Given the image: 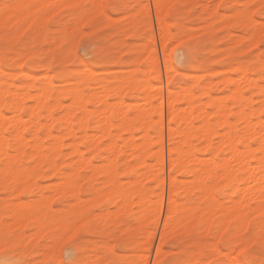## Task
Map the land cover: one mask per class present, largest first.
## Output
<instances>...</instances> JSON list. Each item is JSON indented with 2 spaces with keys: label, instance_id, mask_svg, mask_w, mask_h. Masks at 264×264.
I'll return each mask as SVG.
<instances>
[{
  "label": "rangeland",
  "instance_id": "374dc122",
  "mask_svg": "<svg viewBox=\"0 0 264 264\" xmlns=\"http://www.w3.org/2000/svg\"><path fill=\"white\" fill-rule=\"evenodd\" d=\"M22 1H24V0H13V2H16V3H22ZM54 1H55V3H54ZM56 1L57 0H53V1L52 0H49V1L48 0H41V1L40 0H25L23 3H26V4H36L37 3L36 5H41L43 3V5H41V6L51 5L52 7L51 8L43 7L39 13L36 11V9L35 10L33 9L32 10L33 14H34L33 16L31 14L32 12L30 14L24 15V16L31 15L30 17L32 19L25 20L24 16H17L18 18L16 17L11 22V24H6L4 27L5 32L11 33V35L8 37L7 45L4 43V41L2 39H0V87H2L3 89H7L8 87H10L12 90L9 91V93L10 92L14 93L15 91L13 89H15V88L17 89V91H21L20 93H23L22 92L23 89L24 90L27 89V91L29 90L30 94L33 93V94H31L32 98H33V99L31 98L32 100L29 99L31 96L30 97L27 96L28 99H26V100H24V96L22 97V100H24L23 101L24 102L23 103V109L21 111L22 120H24V119H25V121L27 120V124H29L28 118H26V116L30 117V114H29L30 113V111H29L30 106L29 105L31 103L34 104L33 102L36 100L35 97H33V95L35 92L38 93L37 88L42 87V85L46 83V81H47L46 76H45L46 73L50 76V79L53 83V84L51 83L49 85L51 87V89H49L51 91V93H49V103L54 104L55 100H57V97H58V99H61V100H57V101H62V103H65V102L67 103V104H62L60 102L62 105L58 106V104H56V105H54L55 108L54 107L51 108V110H52L51 112H52V115H54V117H56L57 114L59 115V118L57 116L56 118H54L55 120L53 122H52V120H49V119L42 117V115L45 114L44 113L45 110H42V113H44V114L41 113V121L42 120L51 121L49 123L45 122V121L44 122L46 123V125L49 124V126H50V123L52 125V126H50V128H48V126H46V125L42 126L38 130V133H40V134L42 133L41 136L42 137L44 136L42 139L43 140L42 143H43L44 148L43 147L42 148L46 151L45 154L48 155L47 156L48 159L44 158L45 159L44 161H40L41 163H38L37 162L38 159L36 160V157H34V158L31 157L32 152L34 150V149H32V147H33V145L36 144L35 141H37L38 138L39 139L41 138L40 134H38L39 137L35 138L34 132L33 133L30 132L29 129H32V126L25 127V129H24V135L28 139L27 141L29 143L26 142V139L23 142V143L26 142L27 146L22 144L21 150L22 149L23 150L21 152V158L15 157L13 160H11V161L9 160V162H8L7 159H5V156L4 157L1 156L2 154H4L1 152L2 154L0 155L1 156L0 157V160H1L0 161V233L12 232L14 234L12 242H13V244L18 245V248H16L14 252H9L8 255L12 256L14 259L33 261L34 264H40V263L41 264H49V261H51V260H55L56 264H59L60 258H61L60 257L61 245L66 240L67 234L71 235L72 233L76 232L77 229H81V235L83 236V239L80 240L79 249L76 253L77 258H80V259L87 258V259H90L93 261H99L100 264H142L143 253H145V251H146V245L144 247V244H146V242L144 243V241H142L143 237L146 239L145 235H147V234L145 232L147 230L156 229L157 230V231L155 230L156 236H154L156 238L153 239L154 241H152L154 244L153 243L151 244V247L149 250L150 254L148 253L149 254L148 259H150L148 261H151V264L153 263V261L155 259H157L156 264L157 263L158 264H233V262L237 260V258H235V256H238V258H240L239 262H243V264H248L249 261H255V264H260V261L264 260V232H261L262 235H259L258 229L256 227L258 226V223L260 222V219L262 218L261 213H258L259 215L258 214L256 215V214L252 213V212H256V211H253L251 209L244 210V208L247 209L248 206L241 207V211H245V213H242L241 211H240V213H238L237 212L238 208L236 209L235 207H232V205H231V208H233L234 211H235V209L237 210L236 212H234L236 216L234 215L235 216L234 218L232 216L228 217L229 220H231V221H229L226 218L224 221L223 217L225 214L221 213L222 211L224 213H226L224 210H227L228 212H230V215L233 214V213L231 214V212H233V210L224 208L226 206V204L230 205V199H228V198H230V196L227 195L228 194L227 191L230 192L229 188L226 187L224 185V183L221 185L220 182L223 180L222 178L218 180L219 181L218 183H220V184H217V185H219V187L217 185H215L217 187V188L215 187V189H214L213 185L212 186L206 185L209 187V189L207 187L206 192L208 190H210V187H212V189L215 190L214 195H216V196H214L213 192L211 190L212 194L210 191L208 193L210 195H213V196L212 197L209 196V198H208L209 194L207 193L204 195V193H206L203 191L204 189H201L202 191L200 192V187L198 188V185H196L197 182L193 181L192 174L190 172H189L190 174H186V173H188L187 172L188 170H191L193 168L192 164H190L188 166L187 171L183 170L179 167L181 170L178 168L179 169L178 172H177V169L175 170L176 172L175 171L172 172V175L174 173L178 179L180 178V180H181L180 182L181 183L183 182L184 186L186 185L185 184L186 182L187 183L192 182L189 185V188L190 187L191 188L190 189L187 188L188 191H187V189H185V193H184L183 189H180V187H179L180 191H179V189H177L178 191L177 190L174 191V193H175L174 199L176 201L178 200L177 201L178 205L183 206L185 204L186 205V206L184 205L185 208L188 206L187 204L191 205L192 203H194V205L197 207L194 206V209L192 208L193 210L190 207H189L190 209L188 208V210H187V208L186 209L182 208L176 212V209H179L180 206L175 205V209H174L175 212L174 213H176L175 215L177 217V220H176L177 222L175 220L173 221L175 215H173L171 220L180 226H178L177 224L173 225L172 221H171V224L168 223V225H173V227H175V228L174 229H172V228L170 229L168 227L166 228L168 231L166 230V232H164V234H163L164 238H163V241L161 240V244H160V246H161L160 247V249H161L160 255L161 256L159 255V258L158 257L155 258V254L157 251L156 245H158L160 242V241H158L159 237H160L159 234L162 233V230L160 231V229H162V228H160V227L163 226V224H164L163 222H165V217H166V215H164V214L167 213V209L164 213V209L167 208V204H168L166 196L169 197L168 195H170V190L166 189V188L170 189L168 187L169 182H167V181H169V178L167 179V177L170 176L169 170L167 171V169H168L167 164H169L170 161H169V163L167 162L168 156H169V155H167L168 154L167 152L169 150L166 147L167 146L166 143L168 142V148H170L171 145H174V144L176 145L177 140L179 139L178 137H168V132H167L168 125H166V122L168 121L167 120L168 118L166 116V109L167 108H166V99H165V97L167 95V94H165L167 92L166 86L168 85L169 88L174 93L177 91H179V93L180 92L182 93V96H181L182 98L180 99L179 98L180 94L177 92L179 94L178 99H177V104H176V105H178V107L183 106V104L186 105L185 103H186L187 99L192 100L193 102L195 100H198L197 101L198 103H195L196 106L202 105L201 104L202 101L207 100V102L204 101V104H206V103L207 104L209 103V104L208 105L206 104L205 107L203 105V109L205 110V108H206L207 110L208 109L210 110L209 112H211V111L214 112V111L220 110L219 107L214 108V106H213V101L217 102V99H216L217 97L218 98L221 97L222 99H224L226 97H230L229 99L228 98L226 99L227 101H225V99H224V102L220 98L222 100V103H223V104L222 103L221 104L223 106L224 103H229V106H228V104H227V106L225 105L226 110H227V108H230V107L235 109L236 104L234 105V103H236V100L235 101H233L234 99L230 100L231 98H233V97H231L232 93H233V92H231V90H232V88L235 89V87L233 85H237L238 80H240L243 82V84L239 83V85L241 86V84H242V89H244V91H245L244 95L247 96V98L251 96L253 98V100L255 98L256 100H254L251 104L253 106L256 105L255 108H257V105L259 107L260 106L259 104H261L260 101L262 98L261 92L259 90H257V88L252 87V86L248 87V88L247 87L243 88L246 86V84L244 83V80H241L242 77H240V76H242V73H241L242 70L241 69L244 70V68H245L247 74L248 75L251 74L253 76L252 77L251 75H249V76H251L252 79L255 76V79L258 80L259 84L261 83L262 85H264L263 84L264 83V69H262L263 64L261 63L264 61V59H262V57H264V48L261 47V36L264 35V31H261L260 34L258 32V37L254 35L257 32L252 31V30H255V27L252 28L253 26H257L259 24L262 26V24L264 23L263 22L264 21L263 20L264 15L261 14V12L264 11V2L262 3V1H259V0H256V1H249V0H218V1L217 0H174L173 1L174 4H173V2L171 3L172 0L171 1L167 0L166 5H165V8H166L165 10L167 12V15L165 17L166 18L165 23H168L167 26L171 30L170 31L171 34L168 35V37H170V38L166 43V45L168 46V44H169V46L168 47L166 46L167 47L165 50L166 52L164 51V53H162L161 47H160L161 50H159V46H162V41H161L162 31H161V28L159 26H157V22L155 21L156 17H155L154 5H153L154 3L153 4L151 3V1L153 2V0H149V2H148V0H97L98 2L96 5H94V2H93L94 0H77V1L71 0L72 2H70V0H68L70 3L67 0H60V1L58 0L59 2L62 3V4L60 3V5H59V2L58 1L56 2ZM65 1L68 4L64 3ZM257 1L261 4L258 5L259 3H257ZM145 2L147 3V5L149 3L150 7L147 6ZM246 2H247V4H246ZM95 3H96V1H95ZM100 3L102 5H111L114 7H102L101 9H98V8H100V6H102ZM170 3H171V5H169ZM205 3H206V5H205ZM254 4H256V6ZM57 6H58V8H57ZM95 6H96V8H94ZM146 6L149 8L145 9V8H147ZM53 7H55V8H53ZM56 8H57V10H55ZM252 8H254V9H252ZM150 9H153V10L150 11ZM51 11H52V13H51ZM148 11H149V13H148ZM173 11H176V12H173ZM250 11H251V14L253 16H251V14H249ZM87 12L89 13L88 17H87V15H88ZM44 13H46V14H44ZM79 14L82 16L81 17V21L83 19L82 22L80 21V17L78 16ZM71 15H72V17H71ZM83 15L85 17H83ZM118 16H120V17H118ZM19 17H20V19H19ZM78 17H79V20L77 23H75V20L78 19ZM251 17L254 18L255 21L261 20L263 23L261 21H259L261 23L256 21L253 24H250L252 26H249L248 20H252V19H250ZM74 18H75V20H74ZM228 19H231L233 22L231 24L223 25L222 22L223 23L228 22L227 21ZM32 20H35L36 24L33 25L32 27H29V25L32 24ZM129 20H130V22H131V20H134V21L131 22V24H130ZM231 20H229V21H231ZM244 20H247L246 22H248V24L246 22H245L246 23L245 24ZM17 21H19V23H17ZM207 22H210V24H209L210 26L208 25ZM257 22H258V24H257ZM132 23H134V24H132ZM242 23H244L245 26L248 25L247 28H245V26H243ZM24 24L26 25L25 28H24ZM238 24H240V26ZM132 25H135V26H132ZM227 25H229L230 27ZM226 27H227V29H226ZM228 27L230 28V31H229ZM188 33L190 34L191 37L189 36ZM185 35H188L189 37L185 36ZM242 36H244L245 38H243ZM159 37H160V42H159ZM178 37H180L181 39H182V37L184 39L186 37H188V38L185 40L183 39V42H182V40L179 41L180 39ZM153 38H154V40H153ZM236 38L238 40L237 42L235 40ZM255 38H256V41L254 40ZM176 39H177V41L180 42V44L176 41ZM251 39L254 40L253 45H251L252 44V41L250 42ZM173 42L175 43V45H173L174 44ZM156 43L157 44L160 43V45L156 46ZM249 44H250V46H249ZM149 47H151V48H149ZM156 53H157V55H156ZM26 55H27V57H30L31 59L27 58ZM166 55L170 56L169 57L170 61L168 60V56H166ZM158 56H159V58H157ZM155 58L158 59V62H162L163 59H165L166 61H168L172 64V69H170L166 75L165 74L166 72L163 73L165 70L163 62L159 63V64H162V65H159L160 69H163V70L159 69L160 70L159 73L161 72L160 73V77H161L160 83L157 81L156 78H154L155 77L154 75H156V74L150 72L151 73V75H150V73H149L148 67L151 65L153 59H155ZM140 59H141V61H140ZM233 65H235L234 68H233ZM21 68L23 70V73L21 72L22 70L20 71ZM226 68H229V69L226 70ZM89 70H91V71H89ZM147 70H148V72H147ZM217 70H219V71H217ZM24 71L29 72L31 75L29 74L28 76H26L24 74ZM214 71H216V72H214ZM15 72L17 74H15ZM49 72H51V73H49ZM88 72H90V74L92 72L93 73L91 74V76H89ZM173 72H174V74H173ZM85 73L87 76L85 75ZM147 73H149L148 76H149L151 82H150L149 78H148L149 81H145V78L147 79V77H148ZM191 73H192V75H191ZM195 73L197 74V77L199 78V76H200V78H199V80L196 78V82L194 83L192 81H193V79H195V78H193V76H195ZM240 73H241V75L239 76ZM13 74H15L14 77H13ZM161 74L164 77H162ZM171 74H173V75L171 76ZM229 74L231 75V77ZM33 75H35V76H33ZM84 76H86V77H84ZM165 76L166 77L168 76V79ZM219 77H220V79H219ZM226 77L232 78V80H230L228 78L230 80V81H228ZM239 77H240V79H239ZM82 78H84V79H82ZM237 78H238V80H237ZM31 80H32V83H31ZM121 81L125 82L124 84H126V85H124L122 83L125 87L123 85H121ZM234 81H236L237 84ZM12 82H13V84H12ZM127 82H129L128 86H127ZM141 82H145L144 85L147 84L148 87H150L149 82L154 84L151 86V88L153 86L161 84V88L163 89L161 91L164 92L163 95L162 94H160V95H162V104H163V112L162 113H163V117H164V118L162 117V119H163L162 126L165 127V128L162 127V129L164 128V130H162V132H165V133L162 134V136H163L162 140L164 138V140H163L164 142H162L163 144L161 145V147H159V148H163V145H164V148L161 149V150H163L162 152H164V154L162 153L163 154L162 158H163L164 162H163L162 158H160L159 156L157 157L159 159H157L154 156L157 159V161L155 160L156 162L159 161L160 163H163V164L165 163L164 165L161 164V166L164 169V172H163V169H161V170L159 169V171H157V168H155L156 172L155 171H152V172H153V175H156V176H152V174H151L150 177L148 176L147 179H144V177H141V173L139 176V175H137V173H139V172L134 173V171H136V170L140 171L139 169L142 168L141 169L142 171H140V172H142V175L147 177V174L145 175V173H144L146 171L143 172V170H145V168H149V167H151L150 168V170H151L152 166L155 165L156 162L153 161L155 158L151 155H153V153H154V155L155 154L157 155L159 153V151L156 152V150L155 151L153 150V149H156L157 146H160V143L158 145V143H156L157 140H155V138L157 139V137L159 136V133H158V130H159L158 125L159 124H156V121L153 119H152V121H154V122H152L149 118L148 119L150 121L147 118H145L144 111L142 109H140L141 108L140 106H139L140 108H137V109L142 110L143 112H140V111L137 112V110H135L137 105H136V107H134V104H139V103H140V105L142 104L141 106L143 107V109L146 108L147 110L146 109H144V110H146L147 112H148V109L150 110V108H152L151 109L152 111H149L148 114L150 115V113H152L151 115L154 117V119H157L160 115L157 116L158 114H156L157 113L156 108H154L155 106L153 107V105H156L159 102V96L158 95L152 96V93L156 92L157 89H158V91H160V89L157 88L158 86H156L157 89H155L153 87L155 89L154 91L152 90L153 88L152 89L150 88L151 92L152 91L153 92L151 93L152 97L149 95L150 96L149 99L152 100L151 102H155V104L152 103L153 104L152 105L150 103V100H147L148 99L147 97H149V96H147L148 95V93H147L148 87H146V86L143 87V83H141ZM138 83L140 85L142 84L141 85L142 88L139 86L137 87V88H141L140 91H138L139 89L137 90V88L135 87V86H137ZM73 84H76V85L74 86ZM112 84H113V86H112ZM162 84H163V86H162ZM77 85H79L81 87V89ZM118 85H121V86H118ZM203 85H204L206 90L203 89V87H202ZM73 86L76 88H74ZM115 86L116 87L118 86V87L116 88ZM186 86H187V88L189 86H191V88H190V91L192 89L191 94L196 93V94H194L195 97H191L192 99L189 98L190 93L187 95H183L184 92L180 91L181 88L182 89H183V87L186 88ZM58 87L60 89H61V87L64 89L66 87H69V89L72 91V94H73V97H72L73 100L71 101V99H70L72 94L70 93L71 95H69V93L67 91L68 88H66L65 91L62 90V92H61ZM99 87L100 88L106 87L107 94L102 92V94H100V95L101 96L105 95L106 97H104V98L98 97V100H99V103H98L97 97L95 95H94L95 96L94 97L93 93L97 92L98 90H99L98 92H100V90H102V89H100ZM108 87L109 88L111 87L112 89L108 90ZM145 87H146L145 90H147V91L144 90ZM114 88H116L117 90H115ZM95 89H96V91H94ZM113 89L116 91L115 93H117V94L114 93ZM124 89H125V92L123 91ZM202 89L206 91V94L204 93L205 91H203ZM207 89H208V92H207ZM76 90H77V92H76ZM112 90H113V93L115 94V96L112 93ZM150 90H149V92H150ZM200 90H202L204 94H202V91H200ZM73 91H75L76 93ZM80 91H83L85 96L83 94H80ZM117 91H119V92H117ZM122 91H123V93H122ZM144 92H146V94ZM163 92H161V93H163ZM198 92L202 95V96H200L202 100L201 99L199 100L200 97L198 96V94H199ZM228 92H229V94H227ZM77 93L81 95V98L83 97L86 99L88 97L87 98L88 100L87 99L83 100V98L77 100L78 95H75ZM87 93L88 94L90 93L89 96ZM97 93H94V94H97ZM63 94H64V96H63ZM120 94H124L123 96L121 95L123 98H121ZM86 95H87V97H86ZM175 95H177V94L175 93ZM119 96H120L119 101H121V99H122V101H121L122 103H119V104H121V106L118 107L117 102H119L118 101ZM211 96H212L213 100H212ZM27 97H25V98H27ZM186 97H187V99H186ZM208 97L211 98V100H212V106L210 104L211 101L208 102ZM251 97H250V99H252ZM259 97H261V98L258 99ZM8 98L9 97H7V99ZM54 98H55V100H54ZM142 98H144L143 101H141ZM74 99H76V100H74ZM104 99L107 102L105 104H104ZM145 99L147 100L148 104L149 103L151 104V106H150V104L147 105L146 107L143 106V104H146V102H144ZM184 99H186V100H184ZM37 100H39V99H37ZM68 100H70L71 102L70 101L68 102ZM221 100L220 101L218 100V102L220 103ZM229 100L234 102L233 105L231 103L232 106L230 105ZM75 101L80 102L82 104L83 108H84V106H86V104L88 107H90V108L87 107L88 109H90V111H92V112L89 111L90 113L88 112V114H89L88 123H84V121L82 119L83 114L80 115V112L83 110V108L81 107V104H78L77 102L75 103ZM125 101H127L126 104H128V105L125 104ZM110 102L114 103V104L111 103L112 104L111 107H113V105H114V107L113 108L110 107V108L112 111L113 110L116 111V113L110 112L111 114H109V112H108V114L111 115L110 119H111L112 123L110 126L108 125L109 124L108 123L107 127L108 128L111 127L112 131H116L115 134L118 131V134L120 137L119 136H113V137L114 138L117 137L116 143L119 141L118 146L121 143V145L119 146L120 148H118L117 145L115 146L118 149H120L119 152L116 148H114V145H115L114 141L115 140L112 137V135H110L111 132H110V129H108V128H106V132L108 130L109 131L108 133H110V134H106V136H107V138L108 137L113 138V139L111 138V140H110V138H108L109 141H112L109 146L116 149V152L115 151L113 152V150H110V149H112L111 147H107V148L105 147V146H108L105 144V143H107L108 139L105 138L104 133H106V132L104 131V133H103V129H101V128H103L102 126L104 124L102 125V123H104V122H98V120H99V119L97 120V118H99L98 112L94 113L93 110H91V108L96 109V110L99 108V111H103L106 107H108L110 105ZM115 102L117 103L116 104L117 109H119V108L122 109V108H124V106L126 108L127 106L129 107L131 104L132 105L130 108L125 109L126 111H128V113L125 111L127 114H124L125 113L124 112L123 113L124 116H122L121 112H123L124 109L123 110L119 109V111H118L115 108ZM250 102H251V100H250ZM219 103H217V106H219L218 105ZM65 105H67V107H65ZM69 105L71 107V108H69V110L70 109L74 110L73 107L76 106L75 108H77L78 111L75 109L76 111L75 112L73 111L74 112V114H73L72 110H70L71 113L69 112L70 114L67 115L66 109H68ZM209 105L211 106V108ZM132 107H134L133 110H132ZM183 107H185V106H183ZM183 107H182V109H183ZM215 107H216V105H215ZM199 108H202V107L200 106ZM222 108L225 109L224 107H222ZM79 109H80V111H79ZM180 109L181 108H179V110ZM1 110H3L4 114L6 113L5 116L6 115L11 116V114H14L12 109L8 105H3ZM64 110H66V112ZM134 110L137 112V114L134 113ZM207 110H205V111H207ZM63 112H65L66 117H69L71 115V117H72L71 126H72V128H73V126H75V132L72 133V131H70V133H72L70 135H67L69 133H67L68 131L65 128V126H64V128H63V125H62V128L60 126L62 124L61 121H63V123H64V120H62L61 118L65 119V117H63V115H64ZM112 113H114V116L117 114L118 117L116 115V118H118V119H119V116H121L120 117L121 121H124V124L122 126H121V122L119 125L118 119H116L115 117L114 118L112 117ZM119 113H121V114H119ZM133 113L136 116H138V113L139 114L142 113L141 115H143V114L144 115L139 119V121H137L138 117H136V116L134 119L131 116H128L127 119H129V117H130L134 121H133V123H131L130 119H129V122L126 121L127 124H125L126 123L125 119H126L127 115H129V114L133 115ZM205 113H207V112H205ZM92 115H93V117H92ZM94 115L96 116V122H94L95 121ZM227 115H228V118L231 119V123H233V122L236 123V126H238V127H235V128H237V130L240 131L241 128L244 127V124H243L244 122L241 121L242 119H238L234 115H232L231 113L226 112V117H227ZM260 115H261V117L264 116V110L262 111V113H260ZM260 115L259 116L256 115V116L260 117ZM78 116L82 117L81 119L79 118L83 122L82 128L80 127L81 121L80 122L78 121ZM106 116H107V113H106ZM206 116H208V119H210V125H211V127H213L212 129H214L216 131L218 129V131L222 130L221 132H223L229 126V125L227 126L226 124H229L230 122L226 123L224 121L226 124L222 123V125H221L219 123V126L217 125V127H219V128L216 127L217 122H219L221 119L222 120L220 122H222L223 119L226 118L225 115L224 116L220 115L222 118H219V121H218V118H217V120L216 119L214 120L212 118L213 117L212 113L210 115L208 114ZM256 116H254L255 121L257 118ZM123 117H125L124 120H122ZM216 117H218V115L215 116V118ZM7 118H9V117H6V119H5V122H4L5 126L2 125V128L5 127V129L3 128V130L5 132L7 131L6 134H8L10 131L13 130V129L9 130V128L10 127L13 128L12 124L14 123V120L12 123L13 117H12V119L10 117L11 120L9 119L11 121V122L9 121V123H11V124L7 123V121H8ZM74 118H76V119H74ZM143 118L150 122V124H149V122H145V123H148V125H149V126H147L149 131L147 128L142 126L143 124H145V123H142V122H144ZM101 119H103V116L100 118V120ZM113 119H116V120H113ZM233 119H234V121H233ZM237 119H238V121H237ZM261 119H263V118H261ZM70 120H71V118H70ZM140 120H142L141 123H140ZM158 120L161 121L159 118L157 119V121ZM77 121L80 123L79 125H78ZM117 121H118V123H117ZM200 121H202V120H200ZM204 121L205 122L207 121L206 118ZM44 122H42V123H44ZM114 122H116L117 124ZM113 123L116 124L114 127H113ZM128 123H130V124H128ZM179 123L180 124H176V123L172 124V127L177 126V129H181V130L183 128L185 129V126H182L183 125L182 121H180ZM193 123H194L193 124L194 127H196V126L198 127V125L200 126V123L204 124L203 122L199 123V120H194ZM235 123H234V125H235ZM7 124H9V125L7 126ZM131 124L133 125V127H131V126H130V128L126 127V126H129ZM29 125H31V124H29ZM117 125H118V128L116 127ZM220 125H221V128H220ZM140 126H142V128L144 130L146 129L150 133L149 135L151 136V138L153 140L151 142V138H150V140L148 139L151 142V143L150 142L149 143L152 145L148 146V147L145 146L146 148L144 147L143 149L141 147V144H143L147 140V138L143 142L142 137L145 138L146 134H141V133H144L143 132L144 130L141 129ZM226 126H227V128H226ZM44 127H46L47 130L48 129L51 130V132H53L54 135H52V137H50L48 134V131L46 129H45V131L42 129ZM99 127H101V128L99 129ZM124 128H127V129L124 130ZM131 128L133 130L132 131L133 133H131L132 138H130V136H129V139H130L129 140V139H126L128 137L126 131L130 130ZM120 129H121V132H119ZM33 130H34V127H33ZM33 130H31V131H33ZM101 130H102V133L100 132ZM65 131H67V132H65ZM85 131H87L89 133L91 132L92 134L97 133V135L99 134L98 136H100V138L98 136H96L97 137L96 138L95 134H94L93 139L95 138V141H93L92 143L90 142V144H89L87 142H89V140L91 139L89 136L90 134L87 133L88 136H87V134H86V136H84L83 134H85ZM216 131H214V132H216ZM148 132H147V134H148ZM74 133H76L77 136ZM129 133L130 132H128V134ZM220 133L212 136V141L214 139L213 144L214 143L218 144V141L222 140L221 136H218V135H221ZM80 134L84 137V138H81L82 141H80L81 139L79 140V137H81ZM101 134H103L104 137ZM112 134L115 135L114 133H112ZM118 134H116V135H118ZM55 135L56 136L60 135L59 136L60 139L57 140V142L59 143V141H60V143H61V145H60L61 150L58 149L60 152L58 151L57 155L54 156V158L56 159L55 160L56 164L59 163L58 166L56 165L57 169L60 170L59 173L57 171L56 172L52 171L50 169V166H49L50 158H51V156L53 158V155L51 152L52 150L48 149L49 148L48 145L53 141L52 139ZM61 135L63 138L61 137ZM141 135H142V137H141ZM73 136L74 137L76 136L75 137L76 139L78 138V140L80 142L79 143L77 142L78 143L77 145H79L81 150H84V151H82L84 153L83 161H82L83 153L81 154V151H79L80 148L78 149V153H74V150L76 149V144H74L75 147L74 146L71 147L72 141L75 140V139H73L74 138ZM121 136L123 138H125V140H122ZM150 136H148V137H150ZM86 137H89V139ZM167 137H168V139H167ZM33 138H34V140L35 139L36 140L35 141L32 140ZM56 138L57 137H55V139ZM61 138H62V140H61ZM85 138H86V140L88 139L87 142H85ZM133 138L136 139L135 141H138V142L142 139L140 146L137 145V147H136L134 145L135 149H133L132 146H131V148L128 147L129 146L128 143H130L132 145V142L134 141ZM39 139L37 142L42 141V140L39 141ZM131 140H133V141H131ZM11 141L9 142V145L7 146V148L8 147L10 148ZM127 141H128V143H127ZM135 141L133 142V144L135 143ZM216 141H217V143H216ZM202 142L203 141H195L196 149L198 148V150L199 149L202 150L201 153L200 152L198 153L200 158L204 159V156H205L206 157L205 159H207L208 155L210 156V158H211V156L213 158V153H215V151L211 150V152H210V151H205V149H202L201 147L203 145H205V143L203 144ZM222 142H221V144H222ZM94 143H95L96 147L99 143L100 149H98L99 146H98V148L95 147L93 149V147L95 146ZM126 143H127V146H126ZM146 143L147 142H145L144 144H146ZM199 144H202V146H200ZM219 145H220V142H219ZM219 145H218V147H220L221 149L217 152V155H216L217 160H220V157H222V155L228 156V151H229V148H227L226 144H223L220 146ZM252 145L255 146L254 142H252ZM47 146H48V148H47ZM151 147L153 148L152 150H151ZM216 147H217V145L214 148H216ZM70 148L72 149V151L70 150ZM77 148H78V146H77ZM91 148L94 150L95 153L94 152L92 153L93 150H91ZM43 149H41L42 152H44ZM96 149H98V150L95 151ZM107 149H109V150H107ZM130 149L133 152L137 151V153H138V150L140 149L141 150L140 156L143 154L149 155V153H147V152H149L151 150V153L149 156H141L142 158L145 157V159H147L148 161L145 159L142 160V158H139V161L141 160L144 162L145 161L153 162V163H150L151 166L147 164L149 167L148 166L146 167L145 166L146 163H144V164H141L142 166L140 167V165H139L140 163H138L137 167L135 166V168L133 167L130 169L131 166L129 167V164L130 163L131 164L136 163V160L138 159V157L135 156L137 154L136 153L134 155L136 157V158L134 157V159H135V162H134V159L132 158L133 156L130 157L131 155H133L129 151ZM157 150H160V149H157ZM161 150H160V152H161ZM166 150H168V151H166ZM9 151L11 153L14 152L12 149L8 150V152ZM10 152H9V154H10ZM117 152H118V155H116L117 156L116 158L114 156H112L113 153H117ZM165 152H166V154H165ZM130 153H131V155H130ZM76 154H78V155H76ZM137 156H139V153L137 154ZM227 156H226V158H228ZM113 157L115 158V165H116L117 169L114 166H113L114 168L111 166L112 165L111 163L114 161ZM173 157H175V156H173ZM88 158H91V160L87 162L86 160H89ZM226 158L222 157V159H226ZM84 159H86V160H84ZM109 159H111V161L112 160L113 161L112 162L110 161L111 162L110 163ZM208 160H209V157H208ZM75 161L79 162V164L74 163L75 167H77V165L80 166V167H77V169H73L75 167L71 166L73 164V162H75ZM84 161H86L87 163H85ZM106 161L108 162V165H106L107 167L104 165V163L105 164L107 163ZM5 162H6V164H8L10 166L6 168L7 165L4 164ZM81 162H82V165H80ZM83 162H84V164H83ZM100 162H101V164H100ZM159 162L156 164L158 165ZM90 163H92V164H90ZM109 163H110V165H109ZM68 164H71V165H68ZM152 164H154V165H152ZM102 165L105 166L107 169H105V168L99 169L100 172H99V170H94V168L97 166L103 168ZM113 165H114V162H113ZM109 166H111L113 169H115L112 173L114 175H112L110 173L111 170L108 172ZM164 166H165V168H164ZM190 166H192V168ZM98 167H97V169H98ZM127 167H129V169H126ZM155 167H156V165H155ZM20 168L23 170L26 169L25 172H21L22 176L27 171L28 172L32 171V173L30 172L29 173L30 175L27 177L29 180L26 177H22V179L26 178L27 181L29 183H31V185H30V188H28L27 190L26 189H20V191H13L12 184L15 182V179L12 180L10 176H9V179H7V177H8V175H11L13 178L14 174L12 175V171L14 172V170H15L18 173L19 170H21ZM17 169H19V170H17ZM103 170H104V173L103 172L101 173V171H103ZM105 170H107V173L114 176V179H111L112 181L110 180L111 175H110V177L108 175L109 179L106 178L107 174H106ZM148 170L149 169H147V171ZM150 170L148 172H151ZM183 171H184V173H183ZM96 172L98 173V175H95ZM154 172L156 174H154ZM167 172H169V174ZM69 173L72 174V176L70 175L71 177L68 176ZM93 173H94V175H93ZM163 174H165V177H163V178H166V179H163L161 177V176H164ZM18 175H15L16 178ZM135 175L139 176L140 180L138 178L136 179ZM157 175L159 177H161V179H163L162 181H165L164 182V188H162L163 187L162 184L159 183L161 181V179L159 177L158 178L160 179V181L159 182H158V180L156 181L155 178L157 177ZM20 176H18V179ZM67 176L70 179L72 178L71 182H68V180L70 181V179ZM142 178H143V180H142ZM189 178L192 180L190 181ZM131 179L133 182L131 181ZM153 179H155V180L153 181ZM104 180L106 182L108 181L107 185H106V183L104 184V182H105ZM109 180H110V182H109ZM136 180L137 181L139 180L143 183H141L139 181L137 182ZM57 181L59 183L61 182V184H59ZM184 181H185V183H184ZM24 182H26V180ZM24 182L20 185L23 186ZM210 182H211L210 179L206 180V184H210ZM193 183H196V184H193ZM100 184H102V185H100ZM116 184H117V186H116ZM118 184H119V186H118ZM138 184L140 186H138ZM176 184H178V181L176 182ZM211 184H214L213 181ZM20 185H17V187H19ZM71 185L74 186V189L76 191L71 188L72 187ZM111 185H114L115 190L118 187H119L118 189H120V187H122V189L123 190L125 189V192H126V189H127L129 191V193L131 192L133 194V195H130L128 193L134 200L137 199L136 197H138L141 200V198H143V197L140 198L139 195H141V194H143V195L145 194L147 196L149 195L151 197V200H150V198H147V196L144 197V199H147L148 201L150 200L149 202L153 201L152 204L154 203V199L157 200L158 198H160L157 200L158 202H159V200L162 199L159 202V206H160V203H162L161 204L162 207L160 206L162 209V210H160V214H159L160 217L158 218V216H156V218H155V216H154L153 218H150V220L148 222H147V220H145V218H143V219L141 218V221L143 220V222L139 221L138 217L142 216V214L145 216L144 213H146V212L148 213V211L143 212L140 209L142 212V214H140L141 212H139V208L137 209V207L142 206V205H140V203H142V202L141 201L139 202V199H138L139 203L137 202V204H138L137 205L136 204L137 200L135 202H134V200H132V203L134 202L136 205H134V203L132 204L131 201L129 200V197H128V199H126L127 197H125V196L126 195L129 196L126 193H125L126 195L124 196L125 199H123V200H126L124 203L126 207L123 206L124 204L122 203V198H120V195H119V199H121L120 202L118 201L119 200L118 198L115 201L112 200L113 203L110 201L112 198L116 197L114 195H118L117 193L112 194L114 197L112 195L108 194L109 196L106 199H105L106 196H104V198H103L104 193L107 195L108 190L113 189V186H112V188L110 187V189L108 188ZM178 185L181 186L180 183ZM195 185H196V188L193 187ZM61 186H62V188H61ZM68 186H71L70 188L72 189V191L74 190L76 193L70 191V188H68ZM160 186H162L161 188L164 189L165 192L160 191L161 190V189H159ZM176 187L177 186H175V189H176ZM185 187H188V186H185ZM106 188H108V189H106ZM181 188H182V186H181ZM122 189H120L121 191L120 190H118V191L122 192ZM191 189H193V191ZM60 190H62V191L60 192ZM105 190H107V191H105ZM102 191H105V192H102ZM196 191L200 194H198ZM120 192H118V193H120ZM167 192H169L168 195H167ZM181 192H183L182 194L184 196L181 195ZM187 192H191V193H187ZM77 193H78V195H77ZM109 193H112V191ZM159 193L160 194L162 193V194L157 197V195ZM47 194L49 197L46 196ZM229 195H230V193H229ZM162 196L163 197L165 196V197L163 198ZM202 196H205V197L202 198ZM109 197H111V198H109ZM234 197L236 198L237 196H234ZM49 198H50V201H49ZM128 200L130 201L131 205L129 204ZM156 200H155V203L157 202ZM163 200H165L166 203ZM179 200H180V202H179ZM181 200H182V202H181ZM14 201H15V204L20 203V205H11L12 203H14ZM16 201H18V202H16ZM22 201H24V202H22ZM25 201H26V203H25ZM217 201L218 202L221 201L220 202L221 204L219 203L220 206L215 208L216 212H217V209L219 210L221 208V205H225V206L222 207V209L224 208V210L220 209V211H219L220 213L217 212L218 214L216 213L217 215L216 214L214 215V213H211L212 210H214L213 212H215V209H213L214 205H211L209 203L213 204L214 202L216 203ZM147 202L146 203L143 202V206L145 204H147ZM149 202H148V204H149ZM47 203H50V204H47ZM126 203H128V205H129L128 208H127ZM155 203L153 205H156V207H157L158 204H155ZM181 203H183V204H181ZM148 204L146 207H148ZM24 205H26V206H24ZM153 205H149V206L151 207ZM210 205L212 206V208ZM122 206L124 207V209L127 208L126 210H128V212H125L126 210L124 211L123 208L120 211V208ZM130 206H131V209H130ZM143 206H142V209H144ZM159 206H158V208H159ZM207 206L208 207L210 206V207L205 208ZM118 207H119V210H118ZM150 207H148L146 209L149 210ZM214 207H216V205ZM202 208H203L202 213H205V211H207V209H208L210 211V213L208 211L206 213H209V215L211 214L212 216L211 215L208 216L206 213H205V215H202V213L200 214V210H202ZM135 209H137V210H135ZM159 209L153 208V210H155L154 212H156V210H157L158 213H159ZM103 210H104V212H103ZM136 211L140 214V215H136L137 219L135 217ZM185 211H187L189 214L188 218L185 219V222L183 220L182 223H180L181 222L180 220L185 218V216H183ZM98 212H100L99 213L100 215L98 214ZM150 212H152L150 214L153 216L154 215L153 211L150 210ZM161 212H162V214H161ZM191 212H192V215H191ZM195 212L198 213V215L195 214ZM236 213H238V214H236ZM241 213L245 214L244 216H247V218H249V215L251 216V214H253L251 216L252 218L250 217V219L244 218V220L246 221V219H247L248 222L246 221L247 222L246 227H245L246 229L244 227H242V230H240L241 229L240 224H242L243 226L245 224H243V223L239 224V222H241L240 219H242ZM102 214H104L105 216L104 215L102 216ZM220 214H222L221 216H223L222 221H220L221 220ZM23 215H25L26 219ZM184 215H186V213ZM194 215H196L197 217ZM227 215H228V213H227ZM238 215L240 217H238ZM146 216L148 218L149 215L146 214ZM180 216H183V218L182 217L179 218ZM203 216H206V217H203ZM213 216H214V218L212 220ZM244 216H242V217H244ZM15 217H17V218H15ZM40 217L43 220H41ZM87 217H88V219H87ZM210 217H211L210 220H212L211 224L208 223V222H210V220L207 219ZM18 218L19 219L21 218L23 220H20L21 222H18L19 221V220H17ZM33 218H35L36 220L33 221ZM202 218L204 219L205 222H203L201 220ZM230 218H232V219H230ZM39 219H40V222H38ZM139 219H140V217H139ZM217 220L220 221L217 223L223 222V224H229L228 226L226 225L227 228H226V226H224L226 228L225 229L226 232L225 231H224V233L222 232V230H224L223 229L224 227L222 226V224L217 225L215 222ZM77 221L78 222L80 221V222L78 223ZM138 221L141 222L142 224L140 223L139 225H137L139 223ZM193 221L194 222L197 221L196 224L193 225ZM198 221H199V223H198ZM201 221L203 222V224L201 223ZM228 221H229V223H228ZM23 222H25V223L22 225ZM157 222H159L160 225L157 224ZM214 222H215V226H213ZM242 222H244V221L242 220ZM34 223H36V224L46 223L47 225H44L46 227L41 225V227H44V228H42V230L41 229L38 230V229H36V227H35L36 224H34ZM144 223H146V224H144ZM155 223L157 224L158 229L156 228V226H154V225H156ZM190 223H192V225ZM204 223L210 229L209 231L207 230L208 228L206 229V226H204ZM207 223L210 224L211 226L209 227ZM237 223L239 226H237ZM61 224H64L63 227L61 226ZM75 224H77V226ZM200 224H202L205 229ZM141 225H143V226L141 227ZM82 226H88V227L83 228ZM138 226H139V228H138ZM169 229H170V231H169ZM219 229H222V230L219 231ZM141 230H143V231H141ZM158 230L160 233H158ZM206 231H207V233H206ZM217 231L223 233V234L221 233L222 234L221 237L219 236L221 234L218 235ZM147 233L149 234L150 232H147ZM234 234H236V235H234ZM217 235H218V237H217ZM59 236H61V237H59ZM58 237H59V239H58ZM36 238H37V240H36ZM252 238H254V239L251 240ZM246 239L249 240L251 243L250 244L247 243L248 246L246 245V247H245V244L244 245L242 244L241 247L244 246L243 247L244 249H243L240 247V245H241V243H244V241ZM59 241H60V243H59ZM157 241H158V244H157ZM215 241H216V243H215ZM107 242H109L110 244L112 243V245H110ZM106 244H107V246L109 245V247H105ZM211 246H213V247L215 246L219 250L217 251V248H216V251H217L216 252V251H214L215 248L212 249ZM141 247H143V248L140 249ZM106 248H108V249H106ZM238 248H240L242 251H240ZM245 249L248 253V256L243 254ZM43 250H45V251L43 252ZM50 250L52 253H50ZM46 252H48L47 254L48 255L50 254V256L47 255V257H46V254H45ZM43 253H44V255H43ZM95 255H96V257H95ZM196 255H197V257H195ZM43 257H44V259H46V258H48V259L44 260ZM233 258H235L236 260L235 259H234V261L231 260Z\"/></svg>",
  "mask_w": 264,
  "mask_h": 264
},
{
  "label": "bare ground",
  "instance_id": "6f19581e",
  "mask_svg": "<svg viewBox=\"0 0 264 264\" xmlns=\"http://www.w3.org/2000/svg\"><path fill=\"white\" fill-rule=\"evenodd\" d=\"M25 1V0H24ZM24 1H22V3L24 2ZM41 1V0H40ZM49 1V0H48ZM53 1V0H52ZM58 1V0H57ZM56 1V2H57ZM60 1V0H59ZM58 1V2H59ZM68 1V0H67ZM75 1H77V0H75ZM95 1H96V3H95ZM171 1V0H170ZM174 0H172L171 1V3L173 2ZM218 1V0H217ZM249 1H256V0H249ZM259 1H262V3L264 2V0H259ZM44 2V1H43ZM47 2V1H46ZM69 2V1H68ZM70 2H72L71 0H70ZM69 2V3H70ZM94 2V5H96L97 4V0H94L93 1ZM105 2V1H104ZM148 2H149V0H148ZM166 2H167V0H153V2L151 1V3L154 5V9H155V17H156V22H157V26H159L160 28H161V31H162V33H161V41H162V46H159V50H161V48H162V50H161V52L162 53H164V51L166 50V48L169 46V44H168V46L166 45V43H167V41L169 40V38L170 37H168V35L169 34H171V30L169 29V27L167 26V24L168 23H165V21H166V15H167V12H166V8H165V5H166ZM54 3H55V1H54ZM60 3L61 2H59V5H60ZM64 3H67L66 1L64 2ZM63 3V4H64ZM146 3V2H145ZM171 3L169 4V5H171ZM218 3V2H217ZM257 3H259L258 1H257ZM37 4V3H36ZM39 4V3H38ZM62 4V3H61ZM68 4V3H67ZM93 4V3H92ZM101 4V3H100ZM173 4H174V2H173ZM246 4H247V2H246ZM261 3H259L258 5H260ZM41 5H43V3L41 4ZM40 5V6H41ZM46 5V4H45ZM58 5V4H57ZM102 5V4H101ZM145 5V4H144ZM146 5H147V3H146ZM150 4L148 3V5L147 6H149ZM152 5V6H153ZM205 5H206V3H205ZM255 6H256V4H254ZM93 6V5H92ZM100 6V5H99ZM98 6V7H99ZM142 6V5H141ZM146 6V7H147ZM151 6V7H152ZM158 6H160V7H158ZM150 7V6H149ZM149 7H147V8H145V9H148ZM216 7V6H215ZM53 8H55V7H53ZM52 8V9H53ZM57 8H58V6H57ZM57 8L55 9V10H57ZM61 8V7H60ZM59 8V9H60ZM94 8H96V6L94 7ZM102 8V6H100V8H98V9H101ZM174 8V7H173ZM251 8V7H250ZM255 8V7H254ZM254 8H252V9H254ZM35 10V9H34ZM54 10V9H53ZM52 10V11H53ZM151 10H153V9H150V11ZM52 11H51V13H52ZM99 11V10H98ZM168 11V10H167ZM32 13V16L34 15L33 14V11H31ZM94 12V11H93ZM143 12V11H142ZM145 12V11H144ZM173 12H176V11H173ZM88 13V12H87ZM148 13H149V11H148ZM27 14H30V13H25L24 15H27ZM146 14V13H145ZM249 14H251V11L249 12ZM248 14V15H249ZM87 15V14H86ZM127 15V14H126ZM154 15V14H153ZM31 16V15H30ZM47 16V15H46ZM79 17H80V21H81V15L79 14L78 15ZM89 16V13H88V15H87V17ZM122 16V15H121ZM251 16H253L252 14H251ZM71 17H72V15H71ZM79 17H78V19H76L75 20V18H74V20H75V23H77L78 22V20H79ZM83 17H85L84 15H83ZM111 17V16H110ZM118 17H120V16H118ZM153 17V16H152ZM227 17V16H226ZM18 18V17H17ZM113 18V17H112ZM122 18V17H121ZM19 19H20V17H19ZM32 19V18H31ZM34 19V18H33ZM250 19H252V20H248V22H249V26H252V25H250V24H253L254 22H256V21H261V20H256L255 21V19L254 18H250ZM128 20V19H127ZM126 20V21H127ZM229 20H231V19H228L227 21L228 22H225V23H223L222 22V24L223 25H225V24H231L233 21L231 20V21H229ZM264 20V19H263ZM30 21V20H29ZM28 21V22H29ZM82 21H83V19H82ZM81 21V22H82ZM134 20H131V22H133ZM247 20H244V23L246 22ZM251 21V22H250ZM129 22H130V20H129ZM131 22H130V24H131ZM137 22V21H136ZM230 22V23H229ZM248 22H246L247 24H248ZM258 22H257V24H258ZM262 22V21H261ZM261 22H259V23H261ZM264 22V21H263ZM262 22V23H263ZM135 23V22H134ZM134 23H132V24H134ZM154 23V22H153ZM208 23V25L210 24V22H207ZM244 23H242V25L243 26H245L244 25ZM245 23V24H246ZM137 24V23H136ZM156 24V23H155ZM46 25V24H45ZM72 25V24H71ZM81 25V24H80ZM79 25V26H80ZM166 25V26H165ZM239 26H240V24H238ZM237 25V26H238ZM260 25V24H259ZM259 25H257V26H253L252 28H254L255 27V30H252V31H256L257 33L256 34H254L253 32V34L255 35V36H257L258 37V32H259V34H260V32L261 31H264V23L262 24V26L260 27ZM8 26V25H7ZM25 24H24V28H25ZM132 26H135V25H132ZM210 26V25H209ZM217 26V25H216ZM227 26H229V25H227ZM248 26V25H247ZM247 26H245V28H247ZM219 27V26H218ZM230 27V26H229ZM228 27V28H229ZM258 28V29H257ZM226 29H227V27H226ZM229 31H230V28H229ZM22 32V31H21ZM201 32V31H200ZM82 33V32H81ZM197 33V32H196ZM189 34V33H188ZM242 34V33H241ZM240 34V35H241ZM155 35V34H154ZM244 35V34H243ZM253 35V36H254ZM159 36V35H158ZM179 36V35H178ZM185 36H188V35H185ZM184 36V37H185ZM189 36H190V34H189ZM188 36V37H189ZM246 36V35H245ZM254 36V37H255ZM135 37V36H134ZM181 37V36H180ZM180 37H178L179 39V41H181L182 40V42H183V37H182V39L180 38ZM188 37H186L185 39H187ZM191 37V36H190ZM243 38H245L244 36H242ZM79 38V37H78ZM127 39V38H126ZM184 39V40H185ZM240 39V38H239ZM59 40V39H58ZM153 40H154V38H153ZM152 40V41H153ZM189 40V39H188ZM236 40V42L238 41L237 40V38L235 39ZM255 41H256V38L254 39ZM254 40L253 39H251L250 40V42L252 41V44L251 45H253V42H254ZM176 41H177V39H176ZM179 41H177L179 44H180V42ZM234 41V40H233ZM59 42V41H58ZM159 42H160V37H159ZM176 42V43H177ZM188 42V41H187ZM60 43V42H59ZM158 43V42H157ZM156 43V46H158V45H160V43L159 44H157ZM172 43V42H171ZM174 43V42H173ZM238 44V43H237ZM49 45V44H48ZM173 45H175V43L173 44ZM255 45V44H254ZM152 46V45H151ZM167 46V47H166ZM186 46V45H185ZM249 46H250V44H249ZM161 47V48H160ZM187 47V46H186ZM190 47V46H189ZM248 47V46H247ZM51 48V47H50ZM149 48H151V47H149ZM158 49V48H157ZM148 50V49H147ZM149 51V50H148ZM158 51V50H157ZM160 52V51H159ZM166 52V51H165ZM161 53V54H162ZM258 53V52H257ZM256 53V54H257ZM166 54V53H165ZM164 54V55H165ZM192 54V53H191ZM85 55V54H84ZM144 55V54H143ZM142 55V56H143ZM156 55H157V53H156ZM160 55V54H159ZM166 56H168V55H166ZM165 56V57H166ZM26 57H27V55H26ZM35 57V56H34ZM169 57L170 56H168V60L170 61V59H169ZM27 58H29V59H31L30 57H27ZM142 58V57H141ZM144 58V57H143ZM157 58H159V56L157 57ZM157 58H155V59H153V61H152V63H151V65L148 67L149 68V73L150 72H152V73H154V74H156V75H154L155 77L154 78H156L157 79V81L160 83L161 82V77H160V73H159V71L160 70H163V69H160V67H159V65H162V64H159V63H162L163 62V64H164V72L163 73H165L166 75H167V72L170 70V69H172V64L170 63V62H168V61H166L165 59H163V61L162 62H158V59ZM25 59V58H24ZM50 60V59H49ZM23 61V60H22ZM48 61V60H47ZM140 61H141V59H140ZM160 61V60H159ZM179 61V60H178ZM21 63V62H20ZM23 63V62H22ZM262 64H263V68L262 69H264V61L263 62H261ZM20 65V64H19ZM239 65V64H238ZM234 66L235 65H233V68H234ZM135 67V66H134ZM137 67V66H136ZM133 68V67H132ZM163 68V67H162ZM244 68V67H243ZM90 69V68H89ZM127 69V68H126ZM160 69V70H159ZM227 69H229V68H226V70ZM231 69V68H230ZM22 70V68L20 69V71ZM47 70V69H46ZM109 70V69H108ZM136 70V69H135ZM175 70V69H174ZM216 70V69H215ZM221 70V69H220ZM242 71H241V73H242V76H240L241 75V73L239 74V76L240 77H242L241 78V80H244V83L246 84V86L245 87H243V88H248V87H255V88H257V90H259L260 92H261V94H262V98L261 97H259L258 99H260L261 98V101H260V103L261 104H259L260 106L258 107V105H257V108H255V106H253L251 103L254 101V100H256L255 98H254V100H253V98L252 99H250V97H248L247 98V96H245L244 95V89H242V84H243V82L242 81H240V80H238V78H237V80H238V84H237V82L236 81H234L237 85H233L234 87H235V89L234 88H232V90H231V92H233L232 93V96L231 97H233V98H231L230 100H233V101H235L236 100V103H234L233 101H230V105H231V103H232V105H233V103H234V105L236 104V107H235V109L234 108H227V110H226V108H225V105L227 106V104H228V106H229V103H224V105L222 106V100H223V102H224V99H225V101H227L226 99L228 98H230V97H226V98H224V99H222L221 97V99L220 98H216L217 99V102H214L213 101V106H214V108H217V107H219V109L220 110H217V111H211V112H209L210 110L208 109H206L205 108V110H207V111H205L204 109H203V105H204V107H205V105L207 104H204V101L205 102H207V100H204V101H202V105H199V106H196L195 105V103H198L197 101L198 100H195L194 102L192 101V100H189V99H187V97H186V99H184V100H186V105H184L183 104V106H185V107H183V106H179L178 107V105H176L177 104V99H178V95L180 94V96H179V98L181 99L182 97V93L180 92L179 93V91H177V92H175L177 95H175V93L169 88V86L167 85L166 87H167V92L165 93V94H167L166 95V97H165V99H166V116H167V122H166V125H168V129H167V132H168V137H178L179 139V141L177 140V143H176V145L174 146V145H171L170 146V148H168V142L166 143L167 144V149L169 150H166V151H168L167 153V155H169L168 156V160H167V162L169 163V161H170V165L169 164H167V166H168V169H167V171L169 170V172H170V176L169 177H167V179L169 178V181H167V182H169V184H168V187L170 188V189H168V188H166L167 190H170V195H168V193L169 192H167V195L169 196V197H167L166 196V198H167V202H168V204H167V208H165L164 209V213H165V211H166V209H167V213L166 214H164V215H166V217H165V222H167V227L168 228H172V229H174L175 227H173V225L175 224H177V223H175V222H173L174 220L176 221L177 220V217H176V213H174L175 211H174V209H175V205L177 206L178 204H177V201L174 199L175 198V193H174V191H176L177 189H179V187H180V189H183L184 190V193H185V189H190L189 188V185H190V183H192V182H189V183H185V181L188 179H186L185 181H184V183L186 184L185 186H188V187H185L184 186V184H183V182L181 183L180 181V178L178 179L177 178V176H175V174L173 173V175H172V172L173 171H175L176 169H177V172L179 171V169L181 168V169H183V170H188V166L190 165V164H192V166H193V168H192V166H190L192 169L191 170H188L187 172L188 173H186V174H192V177H193V181L194 182H197V184L196 183H193V184H196V185H198V188L200 187V192L202 191L201 189H204L203 191L204 192H206V189H207V187L208 186H212L213 185V187H214V189H215V185H217V184H220L221 183V185L224 183V185L226 186V187H228L229 188V191L230 192H228L227 191V195L228 196H230V198H228V199H230V205L229 204H226V206L225 205H221V208L220 209H222V207H224V208H226V209H231V210H233V212H231V214L232 215H230V212H228L227 210H224V208L222 209V210H224L226 213H224L223 211L221 212V213H223V214H225L224 215V217L223 216H221L222 214H220V216H221V220L220 221H222V217L224 218L223 220L225 221V218L226 219H228L229 220V218L228 217H230V216H232L233 218L236 216L235 215V213L234 212H236L237 210V208H238V213H240V211H241V207H243V206H248L247 207V209L246 208H244V210H248V209H251V210H253V211H256V212H252V213H254V214H258V213H264V203H262V201H264V197H261V195H260V189H261V187L262 186H264V116L263 117H261V115H260V113H262V111L264 110V85H262L261 83L259 84V82H258V80H256L255 79V76H254V78L252 79L251 78V74H249V75H251V76H249L248 74H247V72H246V70H245V68H244V70L243 69H241ZM89 71H91V70H89ZM133 71V70H132ZM217 71H219V70H217ZM22 73H23V70L21 71ZM87 72V71H86ZM147 72H148V70H147ZM211 72V71H210ZM214 72H216V71H214ZM246 72V73H245ZM19 73V72H18ZM49 73H51V72H49ZM89 73V76H91V74L93 73H91L90 74V72H88ZM149 73H147V76H148V74ZM213 73V72H212ZM15 74H17L16 72H15ZM15 74H13V77L15 76ZM24 74L26 75V76H28L30 73L29 72H25L24 71ZM131 74V73H130ZM173 74H174V72H173ZM173 74H171V76L173 75ZM10 75V74H9ZM31 75V74H30ZM42 75V74H41ZM44 75V74H43ZM85 75H86V73H85ZM150 75H151V73H150ZM162 75V74H161ZM191 75H192V73H191ZM199 75V74H198ZM201 75V74H200ZM204 75V74H203ZM230 75V74H229ZM263 75V74H262ZM33 76H35V75H33ZM46 79H47V81H46V83L45 84H43L42 85V87H38L37 89V92L38 93H36L35 91V93H34V95H33V97H35V99L37 100V99H39V100H33L34 102V104H28L29 106H30V117H27L26 116V118H28V123L29 124H31V125H29V124H27V120L25 121V119L24 120H22V115H21V111H22V109H23V101L24 100H26V99H28V97H30L29 99H31L32 98V95L31 94H33V93H31L30 94V91L28 90L27 91V89H23L22 90V92L23 93H20L21 91H17V89L15 88V89H13L15 92L13 93V92H10L9 93V91H11L12 89L10 88V87H8L7 89H3L2 87H0V155L2 154V153H4V154H2L1 156H5V159H7V161L9 162V160L11 161V160H13L15 157H17V158H21V152H22V150H21V147H22V144H24V145H26V142H28L27 140V138H26V136L24 135V129H25V127H28V126H32V129H29L30 130V132L31 133H33L34 132V135H35V138L36 137H39V135L38 134H40V133H38V130H39V128H41L42 126H45L46 125V123L45 122H51V121H45V120H42L41 121V113H42V110H45V114L44 113H42V114H44V115H42V117H44V118H46V119H49V120H52V122L55 120L54 118H56L57 116H58V118H59V115L57 114L56 115V117H54V115H52V110H51V108L52 107H54L55 108V106L54 105H56V104H58V106L59 105H62V104H67L66 102L65 103H62V101H57V100H61V99H58V97H57V100H55V98H54V100H55V103L53 104V103H49V93H51V91L49 90V89H51V87L49 86L51 83H52V81H51V79H50V76L46 73ZM87 76V75H86ZM86 76H84V77H86ZM196 76V77H195ZM195 76H193V78H195V79H193V81L192 82H196V78L199 80V78H200V76H199V78L197 77V74L195 73ZM238 76V75H237ZM249 76V77H248ZM37 77V76H36ZM162 77H164L163 75H162ZM166 77V76H165ZM230 77H231V75H230ZM234 77V76H233ZM240 77H239V79H240ZM253 77V76H252ZM257 77V76H256ZM35 78V77H34ZM130 78V77H129ZM141 78V77H140ZM148 78H149V76L147 77V79L145 78V81H149L150 80V78H149V80H148ZM167 79H168V76L166 77ZM225 78V77H224ZM227 78V77H226ZM229 78V77H228ZM227 78V80L228 81H230V80H232V78H229L228 79ZM80 79V78H79ZM82 79H84V78H82ZM126 79V78H125ZM219 79H220V77H219ZM234 79V78H233ZM124 80V79H123ZM195 80V81H194ZM197 80V81H198ZM222 80V79H221ZM130 81V80H129ZM163 81V80H162ZM209 81V80H208ZM215 81V80H214ZM223 81V80H222ZM240 81V82H239ZM88 82V81H87ZM150 82H151V80H150ZM149 82V84H150V87H148L147 86V84H145L144 85V83L145 82H141V83H143V87L144 86H146V87H148V95L147 96H151V93L155 90V89H157V88H159L160 89V91H158V89H157V91L156 92H154V93H152V96H159V102L156 104V105H153L152 103H154L155 104V102H151L152 100L151 99H149L150 98V96L149 97H147L148 99L147 100H150V103L153 105V107L154 108H156V114H158L157 116H159L158 118L161 120V121H157V119H154V117L151 115L152 113H150V115L148 114L149 113V111H152L151 109L152 108H150V110L148 109V112L146 111L147 109L146 108H144V109H146V110H144L143 109V107L140 105V103L139 104H134V107H136V105H137V107L135 108V110H137V112L138 111H140V112H143L144 111V116H145V118H149L151 121H152V119L153 120H155L156 121V124H159L158 125V128H159V130H158V133H159V136L157 137V139L155 138V140H157L156 141V143H158V145H159V143H160V146H157L156 147V149H153L152 147H151V150L153 149L154 151L156 150V152L157 151H159V153L156 155H154V153H153V155H151V156H155L156 158L159 156L160 158H162L163 157V154H164V152H162L163 150H161V149H163L164 148V145H163V148H159V147H161V145L163 144L162 142H164L163 140H164V138H163V140H162V134L163 133H165V132H162V130H164V126H162V124H163V119H162V117H163V104H162V95L164 94V92L163 91H161V90H163L162 88H161V84L159 85H156V86H158L157 88H156V86H153L152 88H151V86L152 85H154V84H152V83H150ZM166 82V81H165ZM219 82V81H218ZM221 82V81H220ZM31 83H32V80H31ZM125 83L124 81L122 82L121 81V85H123V84ZM140 83V82H139ZM138 83V84H139ZM193 83V84H194ZM213 83V82H212ZM239 83H242L241 84V86L239 85ZM263 83V82H262ZM12 84H13V82H12ZM19 84V83H18ZM53 84V83H52ZM78 84V83H77ZM117 84V83H116ZM115 84V85H116ZM120 84V83H119ZM128 84H129V82H127V86H128ZM137 84V86H135L136 88L139 86V87H141V85L139 84L138 85ZM148 84V85H149ZM191 84V83H190ZM209 84V83H208ZM234 84V83H233ZM264 84V83H263ZM16 85V84H15ZM74 86L76 85V84H73ZM86 85V84H85ZM101 85V84H100ZM121 85H118V86H121ZM124 85H126V84H124ZM123 85V86H124ZM207 85V84H206ZM211 85V84H210ZM7 86V85H6ZM9 86V85H8ZM17 86V85H16ZM15 86V87H16ZM50 88H49V87ZM72 86V85H71ZM73 86V87H74ZM78 87H80L79 85H77ZM112 86H113V84H112ZM117 86V87H118ZM122 86V87H123ZM160 86V87H159ZM162 86H163V84H162ZM208 86V85H207ZM65 87V86H64ZM77 87V88H78ZM107 87V86H106ZM106 87H102V88H100V89H102V90H100V92H94V93H97V94H94L93 93V96L95 95L96 97H97V101H98V103H99V100H98V97H106L105 95L103 96H101L100 94H102V92H104L105 94H107V90H106ZM116 87V86H115ZM116 87V88H117ZM125 87V86H124ZM146 87L144 88V90L146 89ZM203 87V89H205V87H204V85L202 86ZM10 88V89H9ZM28 88V87H27ZM59 88V87H58ZM66 88H68V93H69V95H71L72 94V91L69 89V87H66ZM66 88L64 89V88H62L61 87V89H60V91L62 92V90L63 91H65L66 90ZM74 88H76V87H74ZM116 88H114L115 90H117ZM127 88V87H126ZM125 88V89H126ZM142 88V87H141ZM141 88H137V90L138 91H140L141 90ZM150 88L153 90L152 92H151V90H150ZM185 87H183V89H184ZM186 88H187V86H186ZM180 89V91H182V92H184L183 93V95H187V94H189L190 93V95H189V98L190 99H192L191 97H195L194 96V94H196V93H192L191 94V92H192V89H191V91H190V88H191V86H189L187 89ZM73 89V88H72ZM79 89V88H78ZM77 89V90H78ZM80 89H81V87H80ZM79 89V90H80ZM109 89H112L111 87L109 88L108 87V90ZM113 89V90H114ZM125 89L123 90L124 92H125ZM166 89V88H165ZM202 89V90H203ZM75 90V89H74ZM77 90H76V92H77ZM113 90H112V93H113ZM114 90V93L116 92ZM120 90V89H119ZM130 90V89H129ZM147 90H145V91H147ZM149 90H150V92H149ZM202 90H200V91H202ZM206 90V89H205ZM205 90H203V91H205ZM70 91V92H69ZM92 91V90H91ZM94 91H96V89L94 90ZM123 91H122V93H123ZM175 91V90H174ZM199 91V92H200ZM203 91H202V94H206V91L203 93ZM250 91V90H249ZM59 92V91H58ZM73 92H75V91H73ZM75 92V93H76ZM79 92V91H78ZM117 92H119V91H117ZM161 92H163V93H161ZM198 92V93H199ZM207 92H208V89H207ZM230 92V93H231ZM71 93V94H70ZM113 93V94H114ZM145 94H146V92H144ZM197 93V94H198ZM253 93V92H252ZM57 94V93H56ZM80 94H83L84 95V93H83V91H80ZM80 94H75V95H78L77 96V100H79V99H82L81 98V95ZM88 94V93H87ZM90 94V93H89ZM89 94H88V96H89ZM109 94V93H108ZM115 94H117V93H115ZM115 94H114V96H115ZM144 94V95H145ZM160 94H162V95H160ZM200 94V93H199ZM198 94V96L200 97V96H202L201 94L199 95ZM227 94H229V92L227 93ZM22 95V96H21ZM80 95V96H79ZM99 95V96H98ZM123 96L124 94H120V96ZM143 95V96H144ZM193 95V96H192ZM24 96V100H22V97ZM28 96V97H27ZM57 96V95H56ZM63 96H64V94H63ZM85 96V95H84ZM94 96V97H95ZM120 96H119V98H118V101H119V99H120ZM121 96V98H123ZM142 96V97H143ZM151 96V97H152ZM218 96V95H217ZM226 96V95H225ZM230 96V95H229ZM7 97H9L8 99H7ZM25 97H27V98H25ZM68 97V96H67ZM73 94H72V96H71V101L73 100ZM75 97V96H74ZM86 97H87V95H86ZM92 97V96H91ZM109 97V96H108ZM210 97V96H209ZM208 97V102H210L211 101V106H212V100H213V98H212V96H211V98H212V100H211V98H209ZM223 97V96H222ZM53 98V97H52ZM88 98V97H87ZM86 98V99H87ZM117 98V97H116ZM141 98V97H140ZM164 98V97H163ZM33 99V98H32ZM31 99V100H32ZM85 98H83V100H84ZM85 99V100H86ZM125 99V98H124ZM123 99V100H124ZM143 99L144 98H142V100L141 101H143ZM201 99V97L199 98V100ZM207 99V98H206ZM257 99V100H258ZM74 100H76V99H74ZM88 100V99H87ZM146 100V99H145ZM144 100V102H146V104H143V106H147V105H149L148 103H147V100L145 101ZM202 100V99H201ZM215 100V99H214ZM218 100L220 101L221 100V102L219 103L218 102ZM250 100H251V102H250ZM70 100H68V102H69ZM70 101V102H71ZM82 101V100H81ZM113 101V100H112ZM121 101H122V99H121ZM121 101H119V102H115V108L117 107L116 106V104L118 105V107L119 106H121V104H119V103H122ZM36 102V103H35ZM54 102V101H53ZM62 104H61V103ZM77 101H75V103H76ZM88 102V101H87ZM86 102V103H87ZM136 102V101H135ZM143 102V103H144ZM200 102V101H199ZM74 103V102H73ZM74 103V104H75ZM78 104H81L80 102H77ZM85 103V104H86ZM90 103V102H89ZM103 103V102H102ZM101 103V104H102ZM105 103H107L106 102V100L104 99V104ZM111 103H113V102H110V105L108 106V107H106L103 111H99V108L96 110V109H93V108H91V110H93V112L94 113H97L98 112V116H99V118H97V120H98V122H104V123H102V127L103 128H101V127H99V129L101 128V129H103V133H104V131L106 132V128H108L107 127V124L110 126L111 125V123H112V121H111V119H110V116L111 115H109V114H111L110 112H115L116 113V111H112L111 110V108H113L114 107V105H113V107H111ZM127 103V101H125V104ZM142 103V102H141ZM217 103H219L218 105L219 106H217ZM222 103V104H221ZM114 104V103H113ZM151 104H150V106H151ZM209 104V103H208ZM207 104V105H208ZM3 105H8L11 109H12V111H13V113L14 114H11V116H5V114L3 113V110H1V108H2V106ZM27 105V104H26ZM25 105V106H26ZM126 105H128V104H126ZM132 105V104H131ZM131 105L128 107H126L125 108V106H124V108H119V109H121V110H123L124 109V111L123 112H121V113H119V114H121L122 116H124L123 115V113L126 111L125 109H127V108H130L131 107ZM215 105H216V107H215ZM231 105V106H232ZM28 106V107H29ZM141 108H140V107ZM202 107V108H199V107ZM210 106V105H209ZM211 106H210V108H211ZM63 107V106H62ZM65 107H67V105H65ZM76 106H74L73 107V109L74 110H72V109H70V110H72V113L74 114V112L77 110V108H75ZM81 107L83 108V106H82V104H81ZM87 106V104H86V106H84V108H83V110L80 112V115H82L83 114V118L82 117H79L78 116V121L80 122L81 121V125H80V127L82 128L83 127V122H82V120H80L81 118L83 119V121H84V123H88V121H89V114H88V112L90 111V109H88V108H90V107H88ZM111 107V108H110ZM134 107H132V110H133V108ZM182 107H183V109H182ZM222 107H224L225 109H223ZM69 108H71L70 107V105H69V107H68V109H66L67 110V112H66V110H64L65 112H66V114L68 115V114H70L71 112H70V110H69ZM80 108V107H79ZM137 108H140V109H142V110H139V109H137ZM148 108V107H147ZM179 108H181L180 110H179ZM222 108V109H221ZM7 109V108H6ZM76 109V110H75ZM117 109V108H116ZM119 109H117L118 111H119ZM134 110V113L135 114H137V112ZM179 110V111H178ZM216 110V109H215ZM26 111V110H25ZM74 111V112H73ZM78 111V110H77ZM79 111H80V109H79ZM84 111V112H83ZM65 112H63L64 113V115H63V117H65V119L64 118H61L62 120H64V123H63V121H61V128H62V125H63V128H64V126H65V128L67 129V131H65V132H67V133H69V134H67V135H70V134H72L73 132H75V126H73V128H72V126H71V121H72V117H71V115L69 116V117H66V115H65ZM70 112V113H69ZM83 112V113H82ZM90 112H92V111H90ZM89 112V113H90ZM108 112H109V114H108ZM127 113H128V111H126ZM124 113V114H127V113ZM205 112H209L208 114L210 115L211 113H212V118L215 120H217V118H218V121H219V118H222L221 116H224L225 115V117H226V112L227 113H231L232 115H234L236 118H238V119H242L241 121H243L242 123L244 124V127H242L241 128V130L239 131V130H237V128H235V127H238V126H236V123L235 122H233V123H231V119H229L228 118V115H227V117L226 118H224L223 119V121L222 122H217L216 123V127H217V125L219 126V123L222 125V123L224 124L225 122L226 123H229V124H226L227 126H228V128H227V126H226V128L228 129H226L225 131H223V132H221L222 130H220V131H218V129H217V131L216 130H214V129H212L213 127H211V125H210V119H208V116H206V115H208L207 113H205ZM62 113V114H63ZM106 113H107V116H106ZM134 113H133V115H131V114H129V115H127V117H126V119H125V122L126 121H128L129 122V119H130V122L131 123H133V121L134 120H132L130 117H129V119H127L128 118V116H131L133 119L135 118V116L136 115H134ZM165 113V112H164ZM142 114V113H141ZM141 114H139L138 113V116H136V117H138L136 120L137 121H139V119L143 116V115H141ZM117 115V114H116ZM116 115L114 116V113H112V117L114 118H116ZM218 115V117H216L215 118V116H217ZM221 115V116H220ZM256 115H260V117L261 118H263V119H261L260 117H257ZM97 116V117H98ZM103 116V119H101L100 120V118ZM140 116V117H139ZM149 116V117H148ZM233 116V117H234ZM254 116H256L257 118H256V121H255V117ZM6 117H9V118H7L8 119V121H7V123H9V121L12 119V117H13V119H12V123H13V120H14V125L12 124V127L13 128H9V130H12V131H10L8 134H6V132L3 130V128L5 129V127H3L2 128V125H4L5 126V119H6ZM10 117H11V119H10ZM62 117V116H61ZM92 117H93V115H92ZM94 117H95V121L94 122H96V116L94 115ZM117 117H118V115H117ZM121 116H119V119L118 118H116V119H118L119 120V125H120V122H121V126L124 124V121H121V118H120ZM153 117V118H152ZM25 118V117H24ZM43 118V119H44ZM70 118H71V120H70ZM77 118V117H76ZM76 118H74V119H76ZM80 118V119H79ZM124 118L125 117H123L122 118V120H124ZM164 118V117H163ZM205 118H206V122L204 121L205 120ZM228 118V119H227ZM10 119V120H9ZM116 119H113V120H116ZM148 119V120H149ZM226 119V120H225ZM235 119V118H234ZM234 119H233V121H234ZM238 119H237V121H238ZM258 119V120H257ZM58 120V119H57ZM91 120V119H90ZM148 120H146V119H144L143 118V121L144 122H142V123H145V122H149ZM194 120H199V123L200 122H203L204 124H202V123H200V126L198 125V127L196 126V127H194L193 126V121ZM200 120H202V121H200ZM213 120V121H214ZM229 120V121H228ZM45 121V122H44ZM60 121V120H59ZM77 121V123H78V125L80 124L79 122ZM141 121L142 120H140V123H141ZM180 121H182V123H183V125L182 126H185V129L183 130H181V129H177V126H173L172 127V124H174V123H176V124H180L179 122ZM212 121V122H213ZM225 121V122H224ZM228 121V122H227ZM236 121V120H235ZM236 121V122H237ZM240 121V120H239ZM11 122V121H10ZM42 122H44V123H42ZM152 122H154V121H152ZM151 122V123H152ZM60 123V122H59ZM58 123V124H59ZM76 123V124H77ZM114 123H116V122H114ZM113 123V127L118 123V121H117V123L116 124H114ZM234 123H235V125H234ZM9 124H11V123H9ZM9 124H7V126L9 125ZM95 124V123H94ZM125 124H127V122L125 123ZM128 124H130V123H128ZM149 124H150V122H149ZM165 124V123H164ZM233 124V125H232ZM87 125V124H86ZM221 125H220V128H221ZM46 126H48V128H50V126H52L51 125V123H50V126H49V124H47ZM125 126V125H124ZM130 126L131 127H133V125L131 124V125H129V126H126V127H129L130 128ZM142 126H144L145 128H147L148 129V127L147 126H149L148 125V123H145V124H143ZM142 126H140L141 127V129H143L142 128ZM243 126V125H242ZM33 127H34V130H33ZM79 127V126H78ZM87 127V126H86ZM105 127V128H104ZM117 128H118V125L116 126ZM162 127H164L163 129H162ZM72 128V129H71ZM155 128V127H154ZM217 128H219V127H217ZM223 128V127H222ZM44 131H45V129L47 130V128L46 127H44V128H42ZM41 129V130H42ZM65 129V130H66ZM98 129V130H99ZM105 129V130H104ZM108 129H110V132H111V134L110 133H108L109 131L107 130V132L106 133H104L105 134V138H107V136H106V134H110V135H112V137L113 136H119V134H118V131H117V133L116 134H118V135H116L115 134V132L116 131H112L111 130V127H109ZM127 128H124V130H126ZM225 129V128H224ZM223 129V130H224ZM31 130H33V131H31ZM86 130V129H85ZM123 130V129H122ZM144 130V129H143ZM156 130V129H155ZM216 131V132H214V131ZM48 131V134H49V136L50 137H52V135H54L53 134V132H51V130H47ZM70 131H72V133H70ZM82 131V130H81ZM133 130H132V128L130 129V130H127L126 132H127V135H128V137L126 138V139H129V136H130V138H132V134L131 133H133L132 132ZM148 131H149V129H148ZM146 129L143 131L144 133H141V134H146L145 135V138H143L142 137V135H141V137H142V139H143V142L146 140V138H147V140L149 139L150 140V138H151V136L149 135L150 133L148 132ZM227 131V132H226ZM101 133H102V130L100 131ZM119 132H121V129L119 130ZM128 132H130L129 134H128ZM147 132H148V134H147ZM166 132V133H167ZM221 134V135H218V136H221V141L219 140L218 141V144H213V141H214V139H213V141H212V136H214V135H216V134H219V133ZM226 132V133H225ZM62 133V132H61ZM90 134L89 136H90V140H89V142H87L88 141V139H89V137H86V138H88L87 140H86V138H85V142H87V143H89L90 144V142L92 143L93 141H95V138L93 139V136H94V134H95V137L96 136H98L97 135V133H89V132H87V131H85V134H83L84 136H86V134ZM112 133H114L115 135H113ZM224 133V134H223ZM42 134V133H41ZM41 134H40V139H39V141L40 140H42L43 139V137L41 136ZM47 134V133H46ZM75 135H76V133H74ZM88 134H87V136H88ZM92 134V135H91ZM33 135V136H34ZM101 135H103V134H101ZM150 136V137H148V136ZM32 136V137H33ZM47 136V135H46ZM60 136V135H59ZM59 136H54L53 137V141L48 145L49 146V148H48V146H47V148L48 149H50V150H52L51 152H52V155H53V158H52V156H51V158H50V163H49V166H50V169L52 170V171H54V172H60V170H58L57 169V167H56V165L58 166L59 165V163L58 164H56V159L54 158V156H56L57 155V152L59 151V150H61V143H60V141H59V143L57 142V140H59L60 139V137ZM77 136V135H76ZM75 136V137H76ZM80 136L81 137H79V140L81 139V138H84L81 134H80ZM166 136V135H165ZM55 137H57L56 139H55ZM61 137H62V135H61ZM74 137V136H73ZM72 137V138H73ZM73 138V139H75L74 141H72V146L71 147H73L74 146V144H76V149L74 150V153H78V149L80 148L79 147V145H77L80 141H82V139L79 141L78 140V138L76 139V138ZM99 138H100V136H98ZM103 137H104V135H103ZM111 137V138H112ZM120 137V136H119ZM122 137V136H121ZM126 137V136H125ZM168 137H167V139H168ZM63 138V137H62ZM62 138H61V140H62ZM97 138V137H96ZM102 138V137H101ZM108 138H110V137H108ZM107 138V139H108ZM111 138H110V140H111ZM114 138V137H113ZM112 138V139H113ZM116 138L117 137H115L114 138V143H115V145H114V148H116L117 150H118V152L120 151V149H118V148H120L119 146L121 145V143L119 144V146H118V143H119V141L116 143ZM25 139H26V142L25 143H23L24 141H25ZM38 139H37V141H38ZM122 140H125V138H121ZM120 139V140H121ZM142 139L138 142V141H135L136 139H134L133 138V140L135 141V143L133 144V140H131V141H133L132 142V145L130 144V143H128V141H127V143H128V147H130L131 148V146L133 147V149H135V146L137 147V145L138 146H140V144H141V141H142ZM218 139V138H217ZM216 139V140H217ZM12 140V141H11ZM32 140H34V138L32 139ZM36 140V139H35ZM34 140V141H35ZM77 140V141H76ZM84 140V139H83ZM130 140V139H129ZM145 141V142H147L146 144H144L143 142V144H141V147H142V149L145 147V146H151L152 144H150L153 140H152V138H151V142L148 140V141ZM11 141V144H10V148L8 147L7 148V146L9 145V142ZM37 141H35L36 142V144L35 145H33V147H32V149H34L33 150V152H32V155H31V157L32 158H34V157H36V160L38 159V163H41L40 161H44L45 159H48V155L47 154H45V150L43 149L44 147H43V140L42 141H40V142H37ZM167 141V140H166ZM176 141V140H175ZM195 141H203L202 143L204 144L205 143V145H203L202 146V144H199L200 146H202L201 148L202 149H205V151H210L211 152V150H214L215 151V153H213V158H212V156H211V158H210V156L208 155V157H209V160H208V157H207V159H205L206 157L204 156V159L202 158H200V156L198 155V153L200 152H202V150H198V148L196 149V145H195ZM223 141V142H222ZM34 142V143H35ZM78 142V143H77ZM99 142V141H98ZM111 142L112 141H109V139H108V141H107V143H105L106 145H108V146H105L106 148L107 147H111V146H109L110 144H111ZM122 142V141H121ZM138 142V143H137ZM150 142V143H149ZM219 142H220V145H223V144H226L227 145V148H229V151H228V156L227 155H222V157H225L226 158V156L228 157V158H226V159H222V157H220V160H217V152L221 149L220 147H218V145H219ZM221 142H222V144H221ZM252 142H254V144H255V146L254 145H252ZM29 143V142H28ZM70 143V142H69ZM96 143V142H95ZM95 143H94V145H95ZM127 143H126V146H127ZM137 143V144H136ZM216 143H217V141H216ZM165 144V145H166ZM93 145V146H94ZM117 145V147H115ZM135 145V146H134ZM217 145V147L216 148H214L215 146ZM219 145V146H220ZM27 146V145H26ZM77 146H78V148H77ZM98 146H99V148H98ZM104 146V145H103ZM43 147V148H42ZM75 147V146H74ZM84 147V146H83ZM90 147V146H89ZM96 147V145L93 147V149ZM24 148V147H23ZM87 148V147H86ZM96 148H98V149H100V145H99V143H98V145H97V147ZM105 148V149H106ZM112 148V147H111ZM114 148H112V149H110V150H113V152L115 151L116 152V149H114ZM146 148V147H145ZM10 149H12L14 152H10V154H9V152H8V150H10ZM41 149H43V151L44 152H42L41 151ZM59 149V150H58ZM88 149V148H87ZM92 148H91V150H93ZM98 149H96L95 151H97ZM109 149H107V150H109ZM141 149V148H140ZM138 150V153H139V156H137V151L134 153L133 151H131V149L129 150L133 155H131V153H130V157H132L133 159H134V157L136 156V157H138V161L136 160V163H133V164H129V167H130V169L131 168H135V166L137 167L138 166V163H140L139 165H140V167L142 166L141 164H144V163H146V167L148 166V165H150L151 166V164L150 163H153V162H147L148 160L147 159H145V157H141V156H149L150 155V153H151V150L149 151V152H147V153H149V155L147 154V155H144L143 153V155H141L140 156V151L142 150ZM150 149V148H149ZM157 149H160L161 150V152H160V150H157ZM70 150L72 151V149L70 148ZM148 150V149H147ZM70 151V152H71ZM76 151V152H75ZM79 151H81V154L83 153L82 151H84V150H81V148H80V150ZM128 151V152H129ZM2 152V153H1ZM55 152V153H54ZM60 152V151H59ZM94 152V150L92 151V153ZM118 152L117 153H113V155L112 156H114L115 158L117 157L116 155H118ZM153 152V151H152ZM95 153V152H94ZM112 153V152H111ZM137 153V154H136ZM163 153V154H162ZM211 153V154H212ZM67 154V153H66ZM70 154V153H69ZM136 154V155H135ZM146 154V153H145ZM165 154H166V152H165ZM74 155V154H73ZM76 155H78V154H76ZM135 155V156H134ZM0 156V157H1ZM173 156H175V157H173ZM65 157V156H64ZM83 157H84V153H83V155H82V161H83ZM86 157V156H85ZM113 157V159H114V165H113V162L111 161V159H109V162L112 164L111 166L113 167H115L116 168V165H115V158ZM135 157V158H136ZM154 157V158H155ZM203 157V156H202ZM16 158V159H17ZM28 158V157H27ZM45 158V159H44ZM129 158V157H128ZM139 158H142V160L143 159H145V160H147V161H139ZM154 159L153 161H157V159H159V158H157V159ZM166 158V157H165ZM89 160H86V159H84V160H86L87 162L88 161H90L91 160V158H88ZM152 159V158H151ZM167 159V158H166ZM20 160V159H19ZM72 160V159H71ZM162 160H163V158H162ZM1 161V160H0ZM73 161V160H72ZM71 161V162H72ZM86 161H84L85 163H87ZM108 161V160H107ZM106 161V162H107ZM155 161V162H156ZM3 162V161H2ZM84 162H83V164H84ZM134 162H135V159H134ZM154 162V163H155ZM159 162V161H158ZM158 162H156V163H158ZM163 162H164V160H163ZM12 163V162H11ZM74 163H78L79 164V162H73V164L71 165V164H68V165H71V166H74L75 167V165H74ZM110 163H109V165H110ZM155 163V165H156V167H155V165L154 164H152V165H154V166H152V169L150 170V168L151 167H149V168H145V170H143V172L144 171H146V172H144L145 173V175L147 174V177L146 176H144V175H142V172H140V171H142L141 169H139L140 171H134V173H137V172H139V173H137V175H139L140 176V173H141V177H144V179H147L148 178V176L150 177V175L152 174V176H156V175H153V172L152 171H155L156 169L155 168H157V171H159V169L161 170V169H163V167L161 166V164L162 165H164L163 163H160L159 162V164L157 165ZM5 165H7L6 166V168L7 167H9L10 165H8V164H6V162L4 163ZM10 164V163H9ZM90 164H92V163H90ZM100 164H101V162H100ZM148 164V165H147ZM25 165V164H24ZM80 165H82V162L80 163ZM104 165L106 166V165H108V162L105 164L104 163ZM133 165V166H132ZM101 166V165H100ZM103 166V165H102ZM105 166H103V168H101V167H98V169H97V167H95L94 168V170H99V169H107ZM111 166H109L108 167V172L110 171V173L112 174L113 173V171L115 170V169H113ZM128 166V165H127ZM158 166V167H157ZM161 166V167H160ZM166 166V167H167ZM170 166V167H169ZM77 167H80L79 165H77ZM77 167H75V168H73V169H77ZM129 167H127L126 169H129ZM180 167V168H179ZM29 168V167H28ZM164 168H165V166H164ZM179 168V169H178ZM21 169V168H20ZM30 169V168H29ZM28 169V170H29ZM117 169V168H116ZM144 169V168H143ZM147 169H149L151 172H148L147 171ZM180 169V170H181ZM8 170V169H7ZM17 170H19V169H17ZM93 170V171H94ZM9 171V170H8ZM26 171V169L25 170H23V169H21V170H19V172L17 173V171H15L14 170V172L12 171V175H13V178H12V176L11 175H8V177H7V179H9V176L11 177V179L13 180V179H15V182L12 184V188H13V191H20V189H28V188H30V185H31V183H29L28 181H27V177L30 175L29 173L31 172L32 173V171H30V172H26L23 176L21 175V172H25ZM71 171V170H70ZM129 171V170H128ZM10 172V171H9ZM99 172H100V170H99ZM104 173V170L103 171H101V173ZM105 172H106V178H108L109 179V177H110V175L111 174H109V173H107V170H105ZM148 172V173H147ZM156 172V171H155ZM154 172V174H156ZM163 172H164V169H163ZM169 172H167L168 174H169ZM176 172V171H175ZM190 172V173H189ZM16 173V174H15ZM66 173V172H65ZM72 173V172H71ZM150 173V174H149ZM183 173H184V171H183ZM19 174V175H18ZM62 174V173H61ZM68 174V173H67ZM66 174V175H67ZM100 174V173H99ZM149 174V175H148ZM161 174V173H160ZM15 175H18V176H20L19 177V179H18V176H17V178H16V176ZM26 175V176H25ZM32 175V174H31ZM72 176V174H70L69 173V175L68 176ZM93 175H94V173H93ZM95 175H98V173L96 172L95 173ZM108 175H109V177H108ZM112 175H114V174H112ZM111 175V177H110V180L111 179H114V176H112ZM164 176H161L162 178L163 177H165V174H163ZM15 176V177H14ZM60 176V175H59ZM67 176V177H68ZM70 176V177H71ZM139 176H136L135 175V177H136V179L138 178L139 179ZM5 177V176H4ZM22 177H26V178H24L25 180H26V182H24L25 180L24 179H22ZM146 177V178H145ZM159 176L157 175V177L155 178L156 179V181L158 180V182L160 181V179H161V177H159ZM58 178V177H57ZM69 178V177H68ZM67 178V179H68ZM75 178V177H74ZM73 178V179H74ZM177 178V179H176ZM223 179L220 183H218L219 181V179ZM5 179V178H4ZM36 179V178H35ZM64 179V178H63ZM70 179V178H69ZM107 179V180H108ZM155 179H153V181L155 180ZM163 179H166V178H163ZM163 179H161V181L159 182V183H161L162 184V186H160L159 187V189H161L160 191H164V189H162V188H164V182L165 181H162ZM207 179H210L211 180V182H210V184H206V180ZM24 182V185L22 186V185H20V184H22L23 182ZM29 180V179H28ZM59 180V179H58ZM75 180V179H74ZM73 180V181H74ZM110 180H109V182H110ZM130 180V179H129ZM140 180V179H139ZM138 180V181H139ZM142 180H143V178H142ZM178 181V184L180 183V185L182 186V188H181V186H179L178 184H176V182ZM189 180L191 181L192 179H190L189 178ZM22 183H21V182ZM32 181V180H31ZM72 181V178L70 179V181L68 180V182H71ZM101 181V180H100ZM105 181V180H104ZM103 181V182H104ZM112 181V180H111ZM131 181H132V179H131ZM135 181V180H134ZM137 181V180H136ZM137 181V182H138ZM188 181V180H187ZM212 181H213V183L214 184H211L212 183ZM224 181V182H223ZM18 182V183H17ZM20 182V183H19ZM58 182V181H57ZM67 182V183H68ZM97 182V181H96ZM108 182V181H107ZM106 181L104 182V184L106 183V185L108 184ZM133 182V181H132ZM131 182V183H132ZM139 182H141V181H139ZM163 182V183H162ZM16 183V184H15ZM47 183V182H46ZM53 183V182H52ZM59 183V182H58ZM66 183V184H67ZM141 183H143V182H141ZM158 183V184H159ZM45 184V183H44ZM54 184V183H53ZM59 184H61V182L59 183ZM58 184V185H59ZM70 184V183H69ZM157 184V185H158ZM166 184V183H165ZM183 184V185H182ZM14 185V186H13ZM17 185H20L19 187H17ZM57 185V186H58ZM100 185H102V184H100ZM115 185V184H114ZM114 185H111V186H109L108 188L110 189V187L112 188V186H113V189L111 190H108V193H107V195L104 193V195H103V198H104V196H106L105 197V199L109 196V195H112L113 193H117L118 195H114V196H116L115 198H112L110 201L112 202V200L113 201H115V200H117V198L119 199V195H120V198H122V203L124 204L125 203V201L126 200H123V199H125V197H127L126 199H128V197H129V200L131 201V203H132V200H134L130 195H133L131 192L129 193V191L126 189V192H125V189L123 190L122 189V187H120V189H122V192H120L121 190L120 189H118V188H116V190L114 189ZM196 185L195 186H193V187H195L196 188ZM206 185H208V186H206ZM72 186V187H71ZM71 186H68V188H72V189H74V186L73 185H71ZM116 186H117V184H116ZM118 186H119V184H118ZM138 186H140L139 184H138ZM175 186H177L176 187V189H175ZM218 187H219V185H217ZM33 187V186H32ZM59 187V186H58ZM162 187V188H161ZM36 188V187H35ZM60 188V187H59ZM61 188H62V186H61ZM70 188V191H72V189ZM108 188H106V189H108ZM139 188V187H138ZM217 188V187H216ZM175 189V190H174ZM180 189H179V191H180ZM188 189H187V191H188ZM194 189V188H193ZM193 189H191L192 191H193ZM208 189H209V187H208ZM34 190V189H33ZM68 190V189H67ZM75 190V189H74ZM72 191V192H75V191ZM118 190H120V191H118ZM211 190H212V192H213V195H214V191L215 190H213L212 189V187H210V190H208L206 193H204V195L205 194H207L209 191L211 192ZM24 191V190H23ZM62 190H60V192H61ZM105 191H107V190H105ZM105 191H102V192H105ZM112 191V193H109V192H111ZM115 191V192H114ZM117 191V192H116ZM124 191V192H123ZM128 191V192H127ZM178 191V190H177ZM57 192V191H56ZM59 192V193H60ZM71 192V193H72ZM118 192H120V193H118ZM165 192V191H164ZM197 192V191H196ZM212 192H211V194H212ZM58 193V192H57ZM63 193V192H62ZM76 193V192H75ZM128 194L129 196H127L126 194ZM183 192H181V195L182 196H184L183 194H182ZM187 193H191V192H187ZM186 193V194H187ZM198 193V192H197ZM203 193V192H202ZM229 193H230V195H229ZM109 194V195H108ZM162 194V193H161ZM160 193L157 195V197L159 196V195H161ZM164 194V193H163ZM198 194H200V193H198ZM209 194V193H208ZM58 195V194H57ZM56 195V196H57ZM77 195H78V193H77ZM76 195V196H77ZM126 195V196H125ZM142 195V196H141ZM141 195H139L140 196V198L141 197H143V198H141V200L138 198V197H136L137 199V201L136 200H134V202L136 201V204H137V202H138V199H139V202L141 201L142 203H140V205H142L143 206V202H147L148 200L147 199H144V197H146L147 195H143V194H141ZM180 195V196H181ZM213 195H208V198H209V196H213ZM34 196V195H33ZM46 196H48V194L46 195ZM60 196V195H59ZM113 196V195H112ZM111 196V197H112ZM113 196V197H114ZM125 196V197H124ZM137 196V195H136ZM177 196V195H176ZM179 196V197H180ZM207 196V195H206ZM214 196H216V195H214ZM234 196H237L236 198L234 197ZM24 197V196H23ZM49 197V196H48ZM51 197V196H50ZM111 197H109V198H111ZM163 197V196H162ZM165 197V196H164ZM163 197V198H164ZM178 197V196H177ZM205 196H202V198H204ZM84 198V197H83ZM95 198V197H94ZM108 198V199H109ZM131 198V199H130ZM147 198H150V200H151V197L148 195L147 196ZM158 199H160V198H158ZM157 199V200H158ZM184 199V198H183ZM182 199V200H183ZM219 199V198H218ZM23 200V199H22ZM103 200V199H102ZM120 200L121 199H119L118 201L120 202ZM128 200V202H129V204L131 205V203H130V201ZM146 200V201H145ZM149 200V201H150ZM155 200L156 199H154V203H155ZM156 200V201H157ZM162 200V199H161ZM161 200H159V202L161 201ZM166 200V199H165ZM165 200H163V201H165ZM182 200H181V202H182ZM198 200V199H197ZM217 200V199H216ZM49 201H50V198H49ZM48 201V202H49ZM124 201V202H123ZM148 201V202H149ZM16 202H18V201H16ZM22 202H24V201H22ZM133 202V203H134ZM138 202V203H139ZM148 202H147V204H148ZM152 202L153 201H151V202H149V204H148V207H150L149 205H153L152 204ZM158 202V201H157ZM155 203V204H158L157 205V207H156V205H153V206H151L150 207V209L149 210H147L146 208H148V207H146L147 206V204H145L144 206H143V208L144 209H142V206H138L137 207V209L139 208V212H141V210L143 211V212H146V211H148V213L146 212V213H144L145 214V216L142 214V212L140 213V214H142V216H139L140 217V219H139V217H138V220L139 221H141V218L143 219V218H145V220H147V222L150 220V218H153L154 216H155V218H156V216H158V218L160 217L159 216V214H160V210H162L161 209V204L162 203H160V206H159V202L158 203ZM179 202H180V200H179ZM221 202V201H220ZM220 202H214L213 204L212 203H209V204H211V205H216V207H214L213 206V209H215V208H217V207H219L220 206ZM25 203H26V201H25ZM113 203V202H112ZM116 203V202H115ZM132 203V204H133ZM165 203H166V201H165ZM220 203V204H219ZM24 204V203H23ZM22 204V205H23ZM30 204V203H29ZM47 204H50V203H47ZM127 204V208H128V203H126ZM135 203H134V205H136ZM180 204V203H179ZM181 204H183V203H181ZM187 204V203H186ZM196 204V203H195ZM11 205H20V203L19 204H15V201H14V203H12ZM116 205V204H115ZM120 205V204H119ZM138 205V204H137ZM165 205V204H164ZM185 205V204H184ZM182 206V205H178V206H180L179 207V209H176V212L178 211V210H180V209H182V208H184V209H186L187 208V210H188V208L190 207L191 209L193 208L194 209V203H192L191 205L190 204H187L188 206L185 208V206ZM190 205V206H189ZM210 205V206H211ZM229 205V206H228ZM231 205H232V207H235L236 209H235V211H234V209L233 208H231ZM252 205V206H251ZM24 206H26V205H24ZM50 206V205H49ZM124 207H126L125 206V204L123 205ZM121 207L120 208V211L122 210V208L124 209V207ZM155 206V207H154ZM158 206H159V208H158ZM182 206V207H181ZM209 206V207H210ZM141 207V208H140ZM195 207H197V206H195ZM200 207V206H199ZM208 206L207 207H205V208H209ZM229 207V208H228ZM17 208V207H16ZM25 208V207H24ZM127 208H125L124 209V211L127 209ZM153 208H156V209H159V213H158V211L156 210V212H154L155 210H153ZM189 208V209H190ZM211 208H212V206H211ZM15 209V208H14ZM130 209H131V206H130ZM129 209V210H130ZM137 209H135V210H137ZM141 209V210H140ZM192 209V210H193ZM220 209L218 210L217 209V212H219L220 211ZM13 210V209H12ZM11 210V211H12ZM25 210V209H24ZM106 210V209H105ZM117 210V209H116ZM118 210H119V207H118ZM133 210V209H132ZM150 210H152L153 211V213H154V215L152 216L150 213H152V212H150ZM191 210V211H192ZM196 210V209H195ZM211 210V209H210ZM17 211V210H16ZM107 211V210H106ZM123 211V212H124ZM207 211L210 213V211L207 209ZM207 211H205V213L207 212ZM214 210H212V212L211 213H214V215L217 213L216 212V209H215V212H213ZM230 211V210H229ZM258 211V212H257ZM10 212V211H9ZM24 212V211H23ZM102 212V211H101ZM103 212H104V210H103ZM102 212V213H103ZM125 212H128V210H126ZM135 212V211H134ZM180 212V211H179ZM203 212V208H202V210H200V214ZM242 213H245V211H241ZM250 212V211H249ZM29 213V212H28ZM100 212H98V214H99ZM133 213V212H132ZM138 212L136 211V214H135V217H136V215H140L139 213L137 214ZM184 213V212H183ZM186 213V215H184ZM185 213L183 214V216H185V218L184 219H182V220H180L181 222L180 223H182V221L184 220V222H185V219L186 218H188V212L187 211H185ZM194 213V212H193ZM205 213H202V215H205ZM209 213H206L208 216H210L209 215ZM220 213V212H219ZM227 213H228V215H227ZM238 213H236V214H238ZM241 213V214H242ZM23 214V213H22ZM110 214V213H109ZM117 214V213H116ZM146 214L147 215H149L148 216V218H147V216H146ZM156 214V215H155ZM161 214H162V212H161ZM195 214H197L198 215V213H196L195 212ZM199 214V215H200ZM218 214V213H217ZM216 214V215H217ZM100 215V214H99ZM104 214H102V216H103ZM173 215H175V217H174V219H173V221L171 220V218L173 217ZM191 215H192V212H191ZM190 215V216H191ZM206 215V216H207ZM235 215V216H234ZM240 215V214H239ZM238 215V217H240ZM245 214H242L241 215V218L242 219H240L241 220V222H239V224L240 223H243V224H245L244 226L242 225V224H240L241 225V229L240 230H242V227H246V223L248 222L247 221V219H250V217L253 215V214H251V216L249 215V218H247V216H244ZM259 215V214H258ZM24 217H25V215H23ZM105 216V215H104ZM107 216V215H106ZM134 216V215H133ZM152 216V217H151ZM183 216H180L179 218H183ZM194 216H196V215H194ZM201 216V215H200ZM206 216H203V217H206ZM207 216V217H208ZM212 216V215H211ZM242 216H244V217H242ZM20 217V216H19ZM33 217V216H32ZM164 217V216H163ZM192 217V216H191ZM190 217V218H191ZM197 217V216H196ZM255 217V216H254ZM15 218H17V217H15ZM37 218V217H36ZM189 218V219H190ZM213 218H214V216L212 217V220H213ZM244 218H247L246 219V221L244 220ZM252 218V217H251ZM25 219H26V217H25ZM28 219V218H27ZM40 219H41V217H40ZM40 219L38 220V222H40ZM85 219V218H84ZM83 219V220H84ZM87 219H88V217H87ZM136 219H137V217H136ZM199 219V218H198ZM197 219V220H198ZM207 219H211V217L210 218H207ZM230 219H232V218H230ZM17 220H19L18 222H21L20 220H23V219H17ZM34 220H36L35 218H33V221ZM41 220H43V219H41ZM86 220V219H85ZM144 220V221H145ZM155 220V219H154ZM157 220V219H156ZM203 222H205L204 221V219L202 218L201 219ZM212 220H210V222H208V223H210L211 224V222H212ZM242 220L244 221V222H242ZM137 221V220H136ZM138 221V222H139ZM159 221V220H158ZM171 221L173 222V225H168V223L169 224H171ZM195 221V220H194ZM193 221V225L194 224H196V222H194ZM200 221V220H199ZM199 221H198V223H199ZM201 221V223L203 224V222ZM219 220H217V221H215L216 222V224L218 225V224H222V226L224 227V226H228L229 224H223V222L222 223H217V222H220ZM229 221H231V220H229ZM229 221H228V223H229ZM237 221V220H236ZM17 222V223H18ZM43 222V221H42ZM78 222V221H77ZM80 222V221H79ZM78 222V223H79ZM117 222V221H116ZM137 222V223H138ZM141 222H143V220L141 221ZM141 222H139L137 225H139ZM154 222V221H153ZM165 222H163L164 224H163V226L162 227H160V228H162V229H160V231L162 230V233L161 234H159L160 235V237H159V240L158 241H160L159 242V244H158V241H157V244L158 245H156V248L157 249H159V251H156V254H155V258H159V255L161 254L160 252H161V249H160V244H161V235L163 236V234H164V232H166V227H165ZM177 222V221H176ZM183 222V223H184ZM215 222H214V225L213 226H215ZM25 222H23L22 223V225L24 224ZM162 223V222H161ZM179 223V224H180ZM207 223V224H208ZM225 223V222H224ZM34 224H36V223H34ZM39 224V225H38ZM38 224H36L35 225V227H36V229H38V230H42V228H44V227H46V226H44V225H47L46 223H38ZM142 224V223H141ZM144 224H146V223H144ZM149 224V223H148ZM156 224V223H155ZM157 224H159V222H157ZM157 224L156 225H154V226H156V228H157ZM191 225H192V223H190ZM202 224H200L201 226H203ZM210 224H208V226L210 227L211 225ZM16 225V224H15ZM14 225V226H15ZM38 225V226H37ZM41 225L42 226H44V227H41ZM60 225V224H59ZM63 225L64 224H61V226L63 227ZM76 226H77V224H75ZM160 225V224H159ZM178 225V224H177ZM182 225V224H181ZM189 225V224H188ZM13 226V227H14ZM60 226V227H61ZM66 226V225H65ZM143 225H141V227H142ZM172 226V227H171ZM178 226H180V225H178ZM204 226H206V229L208 228L207 227V225H205V223H204ZM204 226H203V228H204ZM227 226H226V228H227ZM237 226H239L238 225V223H237ZM95 227V226H94ZM221 227V226H220ZM66 228V227H65ZM64 228V229H65ZM138 228H139V226H138ZM222 228V227H221ZM225 227L223 228L224 230H222V229H219V231L220 230H222V232L224 233V231H225V229H226ZM243 228V229H244ZM257 229H258V234L259 235H262L261 234V232H264V217H262L261 219H260V222L258 223V226L256 227ZM74 229V228H73ZM148 229V228H147ZM158 229V228H157ZM170 229H169V231H170ZM188 229V228H187ZM186 229V230H187ZM205 229V228H204ZM237 229V228H236ZM235 229V230H236ZM246 229V228H245ZM35 230V229H34ZM62 230V229H61ZM123 230V229H122ZM156 229H154V230H152V229H150V230H147L145 233L148 235H145L146 236V239L143 237V240L142 241H144V243L146 242V244H144V247H145V245H146V251H145V253H143V262H142V264H145V262L146 261H148V260H150V259H148L149 257V250H150V247H151V244L153 243L152 241H154L153 239H155L156 237H154V236H156L155 234V232L157 231H155ZM176 230V229H175ZM208 231L210 230L209 228L207 229ZM263 230V231H262ZM60 231V230H59ZM141 231H143V230H141ZM140 231V232H141ZM153 231V232H152ZM168 231V230H167ZM36 232V231H35ZM34 232V233H35ZM70 232V231H69ZM87 232V231H86ZM143 232V233H144ZM147 232H150L149 234L147 233ZM205 232V231H204ZM218 232V231H217ZM222 232H218L217 234L219 235V234H221ZM226 232V231H225ZM32 233V232H31ZM58 233V232H57ZM144 233V234H145ZM158 233H160L159 232V230H158ZM206 233H207V231H206ZM222 233V234H223ZM222 234L221 235H219L220 237L222 236ZM232 234V233H231ZM218 235H217V237H218ZM229 235V234H228ZM234 235H236V234H234ZM233 235V236H234ZM32 236V235H31ZM67 236H68V234H67ZM158 236V235H157ZM258 236V235H257ZM256 236V237H257ZM30 237V236H29ZM59 237H61V236H59ZM59 237H58V239H59ZM219 237V238H220ZM28 238V237H27ZM38 238V237H37ZM37 238H36V240H37ZM65 238V237H64ZM164 238V237H163ZM226 238V237H225ZM67 239V238H66ZM158 239V238H157ZM217 239V238H216ZM254 238H252L251 240H253ZM63 240V239H62ZM219 240V239H218ZM238 241V240H237ZM249 240H245L244 241V243H241V245H240V247L242 246V244L244 245L245 244V247H246V245L248 246V244H250L251 242L249 241ZM236 242V241H235ZM59 243H60V241H59ZM107 243H109V242H107ZM215 243H216V241H215ZM240 243V242H239ZM248 243V244H247ZM110 244V243H109ZM154 244V243H153ZM238 244V243H237ZM59 245V244H58ZM110 245H112V243L110 244ZM158 246V247H157ZM201 246V245H200ZM91 247V246H90ZM105 247H109V245L107 246V244H106V246ZM111 247V246H110ZM244 247V246H243ZM243 247H241V248H243ZM143 247H141L140 249H142ZM211 248L212 249H214L215 248V250L214 251H216V248L217 247H213V246H211ZM106 249H108V248H106ZM110 249V248H109ZM240 251H242L240 248H238ZM244 249V248H243ZM52 250V249H51ZM51 250H50V253H52L51 252ZM219 249L217 248V251H218ZM45 250H43V252H44ZM141 251V250H140ZM143 251V250H142ZM196 251V250H195ZM216 251V252H217ZM222 251V250H221ZM198 252V251H197ZM48 252H46L45 254H46V257H47V254ZM149 253V254H148ZM201 253V252H200ZM166 254V253H165ZM243 254H245V255H247L248 256V253H247V251H246V249L244 250V252H243ZM43 255H44V253H43ZM97 255V254H96ZM96 255H95V257H96ZM234 255V254H233ZM48 256H50V254L48 255ZM161 256V255H160ZM166 256V255H165ZM45 257V258H46ZM195 257H197V255L195 256ZM200 257V256H199ZM231 257V256H230ZM229 257V258H230ZM234 257V256H233ZM153 258V257H152ZM235 258H237V260L235 259ZM235 258H233V259H231V260H233L234 261V259L236 260L235 262H239V259L240 258H238V256H235ZM43 259H44V257H43ZM46 259H48V258H46ZM46 259H44V260H46ZM210 259V258H209ZM156 260L157 259H155L154 261H153V263L152 264H156ZM204 260V259H203ZM232 261V262H233ZM230 262V261H229ZM187 263V262H186ZM206 263V262H205ZM41 264V263H40ZM60 264V263H59ZM158 264V263H157Z\"/></svg>",
  "mask_w": 264,
  "mask_h": 264
},
{
  "label": "snow or ice",
  "instance_id": "6c2138e0",
  "mask_svg": "<svg viewBox=\"0 0 264 264\" xmlns=\"http://www.w3.org/2000/svg\"><path fill=\"white\" fill-rule=\"evenodd\" d=\"M43 7L51 8V5L40 6L36 4H26V3H16L13 0H0V39L4 41L7 45L8 37L11 35L10 32H5L4 27L6 24H11V22L17 16H24L25 13H31L33 9L39 13ZM102 7H114L111 5H102ZM160 7V6H158ZM46 14V13H44ZM264 15V11L261 12ZM25 20L31 19L29 16H24ZM19 23V21H17ZM36 24L35 20H32V27ZM261 47L264 48V35L261 36ZM264 59V57H262ZM261 197H264V186L260 189ZM264 203V201H262ZM264 217V213H261ZM87 228L88 226H82ZM165 227L167 228V222H165ZM13 233H0V264H34L33 261H25L20 259H14L12 256L8 255L9 252H14L18 245L13 244ZM83 239L81 235V229H77L76 232L67 236V239L61 245L60 254V264H100L99 261H93L87 258H77V251L79 249L80 240ZM161 240L163 241V236L161 235ZM159 251V249H157ZM66 258V259H65ZM49 264H56L55 260L49 261ZM145 264H151V261H146ZM233 264H243V262H233ZM248 264H255V261H249ZM260 264H264V260L260 261Z\"/></svg>",
  "mask_w": 264,
  "mask_h": 264
}]
</instances>
